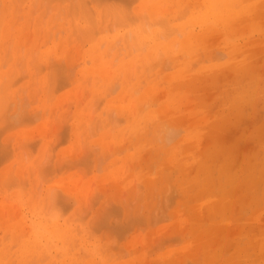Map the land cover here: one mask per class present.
<instances>
[{
	"label": "rangeland",
	"instance_id": "obj_1",
	"mask_svg": "<svg viewBox=\"0 0 264 264\" xmlns=\"http://www.w3.org/2000/svg\"><path fill=\"white\" fill-rule=\"evenodd\" d=\"M3 1V2H2ZM50 1V0H49ZM83 1V0H82ZM90 1H92V0H90ZM141 1V0H140ZM2 2V3H1ZM5 2H7L6 4H5ZM20 2V3H19ZM36 2V3H35ZM44 0H0V62H1V65H2V59L1 58H4L5 56L7 57V55L9 54V53H5V52H8V51H6L5 50V48H7V50H8V45H9V43H12L11 45H10V49H11V46H12V50L14 51V53L12 52V50L10 51L11 52V56H9V59H7L6 57H5V59H7L4 63H3V66H4V68L2 69V67H0L1 69H0V71H2L1 73H3V75L0 73V77L1 78H6V77H8L9 78V76L10 75H13V73H14V71L12 70V69H15V68H13L14 66H13V64H18L19 63V59H20V57H22L23 58V55H24V57H25V61L26 62H24L23 63V65L24 64H26L27 66H23V68L20 66V68L22 69V70H20L19 71V69L20 68H18V66H15L16 68H18L17 70L15 69V73H16V71L18 72L17 73V75H18V77H16V74H15V77L16 78H13V79H15L14 80V82L15 81H17V83L15 82V83H11L10 85L8 84V79H6V81H7V84H6V88H5V90L3 91L2 89L5 87V85L3 84H1V86L2 87H0V88H2L1 90H2V92L0 93V110H1V107L2 108H5L4 110H3V113L2 112H0V128H2V124H3V127H6V128H3V131H2V129H0V174L2 173V171L4 172L5 170L7 171V173H9L8 172V170H10L9 168H10V166L8 165V164H13V165H11V169L13 170V172H14V174H15V176H14V179L12 178L13 176H11L13 173L12 172H10L11 173V175L10 174H8V176H6V171L3 173V175H4V178H3V176L2 175H0V204H2V205H0V220H2V222L0 221V249L2 248V250L3 251H1L0 253H1V255H2V257H1V255H0V264H2L4 261H6V260H8L9 258L10 259H12V260H14V262L15 263H17V258H18V253H20V251H21V249H22V243H23V241H24V239H27L28 237H29V234H30V231H29V222L30 221H37L39 224H40V222L41 223H47L48 225V227L49 228H51V227H54L55 229H56V231H57V228L59 227V228H63V229H69V231H70V233H69V236L67 237V238H60V237H58V235L56 236V239L58 240H56V242H57V244H59L60 245V248H58L60 251H61V249H62V251H61V253H60V251L59 250H57V248H56V250L55 251H51V253L49 254V255H47V254H45V255H47L46 257L45 256H43L42 257V259L40 258V260L41 261H37L36 263H34V264H85V262H84V260L85 261H88V260H92L93 262H90L89 261V263H94L95 262V264H127V263H124L125 261H127L129 258H130V255H131V250L132 251H134V249H141L142 250V252H141V254H142V256H143V260H142V258L140 259V262H139V259L138 258H136L135 260H133V262L135 263V264H138L137 262H139V264H163V263H165L166 261V264H201V263H203V264H212V263H215V264H218V262H219V264H222L224 261H223V256H222V252H220L221 251V249H220V247L219 246H217V248H214V246H212V251L214 250V252H212L211 251V249H209L210 247H207V246H211V245H209V242L206 240L205 242H203V243H199V240L197 241L195 238L193 239V241H191V239H192V235H191V232H188L187 230H188V227H190L189 225L191 224V223H193L194 224V221H191V220H188V219H186L187 217H188V215H190V212H189V208H192V207H196V203H194V204H192L193 203V201H192V199H191V197L190 196H187L188 194L187 193H185V192H182L181 191V189H179L178 187H176L177 186V183H178V181H179V179L181 178V176H182V172L183 171H181L180 169H179V173H178V171H176L175 169H177V167L174 165V164H170V165H173V166H171L172 168H173V170H172V168L171 167H168L167 168V166L165 165V164H169L168 162H167V159H166V154H164L163 155V152L164 151H170L171 150V153H175V151H174V148H176L177 149V152L176 153H178L179 151H180V148L178 147V143H180V140L183 138V137H185V136H187V134H188V131H186L187 130V128H188V126H186V123L187 122H189L188 123V125H190L189 127V129H191V125H193V121H191V120H194V119H197V118H201V114L200 113H202V112H204V110H205V108H210V110L212 109L213 110V102H215L216 101V103H215V105H217L218 103L217 102H219V105H221L220 103H222V107H220V106H217V107H219V108H217V107H215V105H214V109L216 110V111H218L219 113H220V108H224L226 105H224L223 103H224V101H226V100H228V99H231L232 101L234 100V102H235V107L233 108V109H229L230 111L229 112H240L241 111V109H242V113L240 112V115H242V116H244V114H245V117L246 118H248L246 121H245V123H244V121H242L241 122V120H240V122L238 123V124H236L237 126V128H239L240 127V123H242L241 125L242 126H246V125H248V126H246V127H250V125L252 124V123H260V121L261 120H259V119H262V117L264 118V112H263V110L262 109H264V105H263V99H261V98H263V96H260V98L258 99L259 101H257V103H255L254 105H253V107H251L250 108V106L247 104V102L244 104L243 102L240 104L239 102H238V100H237V98H234L235 96H238L239 97V92L240 91H242L241 93H243V94H245V97L247 98V96L249 97L251 94H252V92H251V90L253 91V92H258V93H264V80L262 81V82H260L259 81V79H264V76H262L261 77V75L260 76H255L252 80H254L255 79V81H253L252 82V80H251V82H250V84H251V89H249L250 88V84H247L245 81H243L242 82V80H238V82L236 81V83L235 82H233L234 80L232 79V78H228L229 79V81L228 80H223V79H226V78H224L225 76L223 75L222 77H221V79H222V81H218V80H215L216 79V77L215 78H213V75L212 76H206V75H201V77H203V78H201V80L203 79L204 81L205 80H207V82L209 81L210 82V84L209 83H207V82H200L199 84H197V86H196V84L194 85V87H196V91H198V90H203L202 88L204 87V86H202V84H208L207 85V89H209V88H211L210 89V94L211 95H213V96H211L210 94H208L209 93V91H207V90H205V91H203V93H202V91H201V93H202V95H199L198 93L199 92H197V97L200 99H197L198 101H199V104H198V106L197 107H195V108H192L191 107V110H187L186 108H187V104L186 103H188L189 101H188V98L190 99V100H195V99H193L194 97H195V94H191V98L190 97H188L187 95V93L185 94V97H183V104H184V102H186V100H187V102L185 103L187 106H186V108H185V106L182 104V105H180V103H182V102H179V101H177L176 103H174V104H169L171 107H172V109H169V110H171V112L173 111V109H174V113H175V110L177 111V112H182L183 110V112H182V116L183 115H186L185 117H184V121H181V120H183L182 119V117H181V115H180V123L179 122H176L175 121V117H174V114H171V112L169 113V111L167 110L168 108H167V106L168 107H170L168 104L167 105H164V103H162L163 102V100L165 99V98H162V93H164V91H161V90H169L170 91V89L172 88V86H171V83H170V81L169 80H166L165 79V75H166V77L169 75V76H171V75H174L173 73H176V72H174V71H176L177 70V65L176 64H174L173 65V63L170 61L169 62V59L168 58H166V57H161V60H162V63H164V70L162 69L163 67V64H161L160 62H161V60H157L156 61V63H157V66H159L160 65V68L161 69H158V68H154V69H151V70H148V71H145V69L143 68V66L140 64V63H136L135 65H137V67L136 68H134L135 66H133V65H131V64H129L128 65V67H129V69H135V73L133 72L134 71V69H133V74H132V72H130V75L133 77L132 78V80L130 79V77L131 76H127L126 78V80H128L129 81V83H133V82H137L138 83V85L141 83V86H140V89H136L137 91H134L135 90V88H139L138 87V85H135L133 88H134V92H135V94H133V97H134V101L133 102H131L132 104L135 102L137 105H136V108H137V110L139 109V110H142V111H144V112H152L153 113V109L155 110V112H156V114H158V113H160L161 111V109H162V113H160V114H163V113H165V111H166V113H167V111H168V114H166V116H167V118L165 119V122H167V123H165V122H163L162 124L166 127H161L160 128V125H159V122H161V121H159L161 118H159V117H156L158 120H155V122L154 121H147V123L144 125V126H142L141 128H140V132L138 133V134H136V135H138V136H136L134 133L132 134V138H133V136H134V138H133V140H132V138H131V135L130 134H125L124 133V135L126 136V140L124 139V135H123V132H122V130H123V128L125 127V126H123V124L124 125H126V122H118L117 123V121H116V125H114L115 123H112V122H114V116H113V113L114 114H116V117L119 119V116L120 117H122V120H123V116L120 114V109L117 107L118 105H122V107H125V105H126V103L127 102H129V96H125V94H126V92L123 94L124 96V100H123V98H122V96L120 97L119 96V93L122 91V83H123V81H124V79H125V74H124V72H123V70H121L120 68H121V66L119 65V64H121V62H118L119 60H112L113 61V64L111 65L112 67V69H110V64L109 65H107V67L109 68V70H115L116 71V74L113 76V78H111V82L110 81H108L107 83H105L104 82V80H103V78L101 77V76H97L96 74H87V75H84V76H81L80 77V69L79 68H81V69H83L85 66H87V67H89V66H91L92 65V63H91V61H92V59H91V57H90V60L88 61V59H89V57H88V54H87V51H89L94 45H96L97 43H98V38H96V37H98V36H96V37H94L95 35H93L92 34V32H91V34L93 35V39L91 38V40H93V41H91L89 38L90 37H88L89 35L85 32V30H83V29H80V28H82L81 27V25L80 24H78V25H80L79 27L80 28H77L76 26H77V24L76 23H79V21H81L82 22V20L84 21V19H85V21H87L86 22V28H87V23L89 24V27H91L92 26V24H94L93 23V20L95 21V18H93L94 16H93V13L91 12V6H90V4L89 5H83L84 4V2H83V4H82V2L80 3L79 2V0H55V1H51L50 2V7H52V5H54V7L53 8H49V2L46 0V2H44ZM62 2H64V3H62ZM93 2V1H92ZM95 2V1H94ZM136 2L138 3V0L137 1H133L132 2V6L131 7H133V5H135L136 4ZM194 1L192 0L190 3H193ZM62 3V4H61ZM75 3H76V5H75ZM86 3H89L87 0H86ZM135 3V4H134ZM7 4H9V5H7ZM47 4V5H46ZM60 4H61V6L64 8V10L63 11H61L60 9V12H58V11H56V10H58L57 8L58 7H60ZM81 4H82V7H81ZM42 5V6H41ZM59 5V6H58ZM74 5H75V7H74ZM81 8V9H79V7ZM192 5V4H191ZM69 6V7H68ZM83 6H85V7H83ZM88 6H90V8L88 7ZM193 6V5H192ZM46 7H48L47 9H46ZM57 7V8H56ZM9 8V9H8ZM61 8V7H60ZM69 8H71V10L74 12V10H75V8L77 9V13L78 14H76V12H74L75 14H73V12L72 11H69L68 12V9ZM86 10H88V11H86ZM164 8V7H163ZM7 9V10H6ZM28 9V10H27ZM55 10L56 12H58L57 14H55L56 12L55 11H53V10ZM82 9H84V10H82ZM90 9V10H89ZM10 10V11H9ZM18 10V11H17ZM66 10V11H65ZM70 10V9H69ZM83 11L84 13H81V17H80V13H79V11ZM4 11H5V13H4ZM76 11V10H75ZM80 11V12H81ZM16 12H19V18L20 19H17V17L16 16H18V15H16ZM62 12V13H61ZM67 12L70 14V15H68L67 14ZM91 12V13H90ZM145 13H146V18L149 20V18H148V16L147 15H149V13L148 12H146V10L144 11ZM46 13V14H45ZM86 13V14H85ZM88 13H90V14H88ZM143 13V12H142ZM145 13H143L144 15H145ZM165 12H161V14L158 12L157 14H155V15H153L152 17L155 19L156 18V16H159V14H160V17H164V18H167V17H170L171 15H173V14H171L170 16L169 15H167L166 13V15L164 14ZM9 14V15H8ZM31 14H32V16H31ZM45 14V15H44ZM84 14H85V16L86 15H88V16H84ZM164 14V16H161V15H163ZM2 15V16H1ZM8 15V16H7ZM27 15V16H26ZM44 15V17H42ZM54 15H57V16H55L54 17ZM66 15H67V17H66ZM76 15V17L77 18H75L74 16ZM90 15V16H89ZM92 15V16H91ZM116 15V17H117V14H115ZM179 15V14H178ZM70 16V17H69ZM114 15H113V12L111 13V15H110V17H109V27L110 28H118V27H120V26H116L115 27V25H113V23L114 24H118V22L117 21H119L120 22V20L121 19H119V16L117 17L118 19H116V17H115V20L114 19H112V18H114L113 17ZM155 16V17H154ZM174 16V15H173ZM173 16L172 17H170V18H167V19H169V21H170V19H172L173 18ZM27 17V18H26ZM31 18V25H30V19L29 18ZM35 17H36V19H35ZM82 17L84 18V19H82ZM46 19L45 21L44 20H41V19ZM66 19V21H65V19ZM89 18H91V19H93L92 21L89 19ZM121 18V17H120ZM50 19L53 21V22H55V23H57L58 25H56L57 27H55V28H50V30H51V32H49L51 35H48V31H49V27H50V25L52 26V24H51V22H50ZM53 19H56L55 21L53 20ZM69 19V20H68ZM72 19V20H71ZM82 19V20H81ZM3 22H2V21ZM12 22H11V21ZM17 20V22L16 23H14L15 21ZM36 20V21H35ZM43 21V25H42V23H40L41 21ZM67 20L69 21V22H67ZM117 20V21H116ZM157 20V19H156ZM163 20H165V19H163ZM264 18L262 19H260V21H259V23L257 22L256 24H257V26H256V24L254 25V27L252 28L253 30H251V29H249L248 27V33L245 35L244 34V36L245 37H239L238 36V38H239V40H237L236 42H239V44H240V42L242 43V44H244L245 43V46L247 47V49L249 50V48H251L250 46L252 45V49H254L255 50V43H258V44H260V45H262L263 43H261V39L260 38H262L263 37V39H264V24L262 25V23H264ZM11 23H10V22ZM65 21V22H64ZM77 21V22H76ZM91 21V22H90ZM112 21H114V22H112ZM161 20H159V22H160ZM168 21V22H169ZM25 22H26V24H25ZM37 22L38 23H40L41 24V28H40V24L39 25H36L37 24ZM48 22V23H47ZM50 22V23H49ZM63 22L64 23H67V24H64L65 26V28H66V33H65V28H64V30L62 29V27H63ZM75 22V23H74ZM124 23V25H126L125 24V22L124 21H121L120 23L121 24H123ZM163 22V21H162ZM262 22V23H261ZM5 23V24H4ZM36 23V24H35ZM119 23V24H120ZM127 23V22H126ZM164 23V22H163ZM163 23H159L160 25H161V27L164 25ZM165 23H167V21L165 22ZM10 24V25H9ZM14 25L15 24V26H13L12 27V30L13 31H10V26L11 25ZM48 24H50V25H48L49 27H47V25ZM62 25V26H60V25ZM68 24H70V25H68ZM168 24V23H167ZM259 24V25H258ZM4 25V26H3ZM7 27H6V26ZM26 25V26H25ZM54 25V24H53ZM91 25V26H90ZM96 25V24H95ZM113 25V26H112ZM124 25L123 26H121V27H124ZM169 25V24H168ZM22 26L24 27V28H22ZM31 26V27H30ZM33 26V27H32ZM60 26V27H59ZM159 26V25H158ZM158 26H157V29H158ZM170 26V25H169ZM199 24L196 26V32L198 33L199 32ZM256 26V27H255ZM6 27V28H5ZM17 27V28H16ZM25 27H26V29H25ZM94 27V26H93ZM126 27H128V26H125V29H127ZM164 27H165V25H164ZM171 27V26H170ZM197 27H198V29H197ZM258 27H261L259 30L260 31H257L258 30ZM5 28V29H4ZM58 28H61V30L60 29H58ZM94 28H96V26L94 27ZM160 28V27H159ZM255 28V29H254ZM15 29V30H14ZM18 29H20V30H18ZM80 29V31H78ZM161 30L163 29V27L162 28H160ZM168 26H167V28L163 31V33L164 32H168ZM257 29V30H256ZM4 30V31H3ZM7 30V31H6ZM28 30H30L31 31V33H27V32H30V31H28ZM83 32H82V31ZM169 30H170V28H169ZM17 31H19V32H17ZM53 31V32H52ZM57 31V32H56ZM60 33H59V32ZM63 31V32H62ZM95 31V30H94ZM257 32V33H255V32ZM6 34H5V33ZM13 32V33H12ZM22 32V33H21ZM56 32V35H54V33ZM84 32H85V34H84ZM250 32V33H249ZM254 32V33H253ZM260 33V35H259V33ZM10 33H12L14 36H11L10 35ZM24 33V34H23ZM35 33V34H34ZM81 33H83L82 34V37H80L81 36ZM94 33V32H93ZM165 33V34H166ZM251 33H252V35H251ZM8 34V35H7ZM25 34H30V37L28 36H25ZM60 34H63L64 36H60ZM90 34V35H91ZM215 34H216V32H215ZM263 36H262V35ZM6 35V36H5ZM17 35V36H16ZM220 35V34H219ZM222 35H223V32H222V34L220 35V38H219V36L216 38V40H214L215 38H213V40H214V42L212 41V39H211V41L213 42H210V41H204V43H203V48L205 49L206 48V50H204L203 48H201V47H199V44L198 43H193V45H195L196 46V48L197 47H199V48H201L202 50H200L199 48H197V50L200 52L201 51V53L203 54V57L205 56L206 57V55H207V53L209 52V54H212L213 53V51H211V48L212 49H214V48H216V49H214V50H216V51H214V53H216L215 54V56H214V53H213V55L212 56H207L208 57V60L205 58L204 60H205V63H204V61H202L203 60V58H201L202 57V55H201V53H200V55L199 54H195V59L194 58H191V57H189L190 56V54L188 53V52H186V55L188 56V58L186 57V55L184 54V56L186 57V58H184L183 59V61H187L188 63H190V64H192L191 63V61H196V66L194 65V62H193V64L192 65H189V66H186V69L183 71V75L185 76V74H195V73H198L199 72V69L200 68H203L204 66H208V67H214V70H215V68H218V65H220V64H222V61L223 60H226V61H228V60H231L232 59V57L231 58H229L230 57V55L229 54H226L227 53V46H226V42L228 41L227 40V38H226V40H223V37H222ZM232 35H234V33L232 34ZM239 35V34H238ZM255 35V36H254ZM9 36H11L10 38H9ZM24 36V37H23ZM49 36V37H48ZM57 36V37H56ZM86 36V37H85ZM170 36H172V35H170ZM260 36H262V37H260ZM2 37V38H1ZM5 37V38H4ZM22 37V38H21ZM49 38V40H48V38ZM55 37V38H54ZM222 37V38H221ZM236 37H237V35H236ZM256 37H257V39H256ZM29 39V41L27 40V39ZM59 40H58V39ZM64 38V39H63ZM79 38V39H78ZM84 38V39H83ZM219 38V39H218ZM243 40H242V39ZM248 38V39H247ZM10 41H12V42H9L8 40ZM17 39V40H16ZM68 39H70L69 41H68ZM90 40V42L88 41H86V40ZM218 39V40H217ZM222 39V40H221ZM225 39V38H224ZM247 39V40H246ZM22 41V45L24 46V47H21L20 46V44H21V41ZM25 40H27V43H23V42H25ZM36 40V41H35ZM46 40H48V41H46ZM229 40H231V39H229ZM245 40V41H244ZM257 40V41H256ZM15 41H18L17 43L15 42ZM64 41V42H63ZM84 41V42H83ZM218 43H217V42ZM221 41V42H220ZM243 41H244V43H243ZM251 41V43H249V42ZM253 41V42H252ZM260 41V42H259ZM2 42V43H1ZM32 42H34V43H32ZM51 42V43H50ZM53 42H55L54 44H53ZM62 42V43H61ZM67 42V43H66ZM96 42V43H95ZM133 42L134 41H132L131 43L133 44ZM209 42V43H208ZM222 42H223V44H222ZM225 42V43H224ZM8 45H7V44ZM29 43V44H28ZM36 43H37V45L39 46H37L36 45ZM64 43V44H63ZM131 43H130V46H133V45H131ZM136 43V44H135ZM134 43V47L136 48V45H137V42H135ZM210 44L209 46H208V48L210 49V51L212 52V53H210V51H209V49L207 48V45L208 44ZM212 43V44H211ZM217 43V44H216ZM221 43V44H220ZM247 43V44H246ZM1 44H3V45H5V46H3V45H1ZM17 44V45H16ZM27 44V45H26ZM32 44V45H31ZM49 46H48V45ZM220 44V45H219ZM251 44V45H250ZM255 44V45H254ZM7 45V46H6ZM19 45V46H18ZM63 45V48L61 47V46ZM68 47H67V46ZM73 45H74V47L76 46L78 49L76 50V52H74L75 51V49H76V47L74 48L73 47ZM193 45H192V47H193ZM202 45V44H201ZM214 47H213V46ZM250 45V46H249ZM254 45V46H253ZM34 46V47H33ZM51 46H52V48H51ZM70 46H72L73 47V49H71L70 48ZM138 46V45H137ZM212 46V47H211ZM257 46V48H258V46L259 45H256ZM3 47H5V48H3ZM19 47V48H18ZM20 47H21V49H20ZM46 47V48H45ZM57 47H59V48H57ZM133 47V48H134ZM139 47V46H138ZM211 47V48H210ZM225 47V48H224ZM244 47V46H243ZM17 48V49H16ZM33 48H35V53L37 54H35L36 56H40V57H37L38 59L36 60V58L32 55V52H33ZM51 48V49H50ZM65 49V50H70L69 52H68V54H66V53H61L62 52V49ZM67 48V49H66ZM134 48V51L132 52V54H134V52H135V54L137 53V50ZM217 48H218V50H217ZM224 48V49H223ZM256 48V49H257ZM2 49V50H1ZM9 49V50H10ZM16 49V50H15ZM22 49H24V51H23V55H20V53L22 52ZM27 49V50H26ZM31 51V54H30V51ZM192 49V48H191ZM193 49H194V47H193ZM26 50V51H25ZM45 50H46V52H45ZM58 50H59V53H58ZM73 50V52H71ZM79 50V51H78ZM116 50H118V49H114L113 51H111V52H114V51H116ZM196 49H194V50H189V52H193L194 53V51H195ZM196 50V51H197ZM21 51V52H20ZM51 52L53 55L51 56V53H49V52ZM55 51H57V52H55ZM204 51H206V53H204ZM246 51V50H245ZM244 50H243V53L245 52ZM28 52V53H27ZM42 52V53H41ZM44 52V53H43ZM53 52H55V53H53ZM223 53V55H219V54H222ZM3 53V54H2ZM13 53V54H12ZM25 53H27L26 54V56H25ZM34 53V52H33ZM77 53V54H76ZM78 53H79V55H78ZM83 53H84V55H83ZM183 53H185V52H183ZM243 53H242V55H238V56H236L237 58H239L240 60L243 58ZM18 54H19V56H18ZM22 54V53H21ZM28 54L30 55V56H28ZM76 54V55H75ZM208 54V55H209ZM225 54V55H224ZM3 55H5V56H3ZM15 55V56H14ZM32 55V56H31ZM49 55V56H48ZM58 55H59V57H58ZM112 55V54H111ZM198 55V56H197ZM2 56V57H1ZM42 56H44V57H42ZM56 56V57H55ZM63 56V57H62ZM75 56V58H73ZM84 56V57H83ZM86 56V57H85ZM120 57L122 56V54H120L119 55ZM131 56V55H130ZM130 56H128V57H126V59H130ZM199 56H200V58H199ZM217 57L216 58V60H211L210 61V59H213V58H211V57ZM229 56V57H228ZM10 57H11V60H10ZM32 57V60H33V57H34V59L36 60V62H33L34 64H35V67H36V70L39 72V74H37L36 72L37 71H35V74H37V75H35L34 74V69H33V67H34V65H33V63H31V65L32 66H30L29 67V65L30 64H28V63H30V62H32V60L31 61H29L28 62V60H30V58ZM48 57H50L52 60H56V65L58 64V61L59 60H61L60 62L61 63H63V65L66 67V69L69 67L70 69H68V70H70V71H68V70H66L65 68H64V70L63 71H68V72H66V73H68V74H70V72H71V74H70V76H68V74H67V76H68V78H67V76H66V74H65V72H64V74H65V76H66V79H67V81H69V82H67L65 79H64V77L62 76V74H61V76L63 77V79L66 81V83L65 84H67V83H69V84H67L66 86L64 85L63 86V88H62V85H61V87L60 88H56V86H55V84H54V86L53 85H51V83H53L52 81H54L53 80V75H55V74H53V73H56V72H53V71H55L56 69H58L57 67L54 69V67L56 66H54V65H52V66H54V67H51L50 68V63H48V59L50 60V58H48ZM53 57V58H52ZM61 57L63 58V59H61ZM69 57V58H68ZM240 57H242V58H240ZM41 58H43V59H41ZM87 59V63L85 64V62H84V59ZM164 58H166V59H168L167 60V62H169V64L166 62V61H164L163 59ZM214 58V59H215ZM5 59H3V60H5ZM12 59H14V62L12 63ZM45 59H47L46 61H45ZM57 59H59V60H57ZM65 59V60H64ZM66 59H68V61L66 60ZM187 59V60H186ZM198 59H201L200 60V62H198ZM52 60L51 61H49V62H51L52 63ZM240 60H238V61H240ZM66 61V62H65ZM164 61V62H163ZM210 61V63H208V65L206 64L207 62H209ZM218 61V63L215 65V63ZM220 61V62H219ZM8 62H10V63H8ZM21 62V61H20ZM165 62H166V64H165ZM199 64H198V63ZM224 62V61H223ZM8 63V64H7ZM12 63V64H11ZM148 63H150V65H153L151 62H148ZM171 63V64H170ZM201 63V64H200ZM204 63V64H203ZM6 64V65H5ZM11 64V65H10ZM44 64V65H43ZM159 64V65H158ZM204 65L203 67H200L199 65ZM0 65V66H1ZM8 65V66H7ZM19 65H21V63L19 64ZM37 65V66H36ZM48 65V66H47ZM62 65V66H63ZM69 65V66H68ZM72 65H73V69H72ZM80 65V66H79ZM194 65V66H193ZM45 66H47V67H45ZM60 67H61V64L59 65ZM131 66H133L132 68H130ZM139 66V67H138ZM156 66V67H157ZM191 66H193V68H190ZM199 66V68H198V72L196 71L197 70V68L196 67H198ZM11 69H10V68ZM119 69H118V68ZM172 67V68H171ZM187 67H189L190 68V73H189V71L188 72H186V70H189V68H187ZM195 67V68H194ZM54 69L53 71L51 70V69ZM61 68H63V67H61ZM138 68V70H136ZM29 69V70H28ZM33 69V70H32ZM71 69H72V71H71ZM79 70V71H77V70ZM175 69V70H174ZM62 70V69H61ZM121 72H120V71ZM170 70V71H169ZM12 71H13V73H12ZM30 71H31V73H30ZM59 71V70H58ZM57 71V72H58ZM62 71V72H63ZM130 71V70H129ZM129 71H128V74H129ZM194 71V72H193ZM7 72V73H6ZM11 72V73H10ZM33 72V73H32ZM60 72V71H59ZM119 72H120V76H119ZM166 72H170V73H166ZM173 72V73H172ZM214 72V71H213ZM9 73V74H8ZM40 73H41V75H40ZM166 73V74H165ZM8 76H7V75ZM50 74L52 75V77L50 76ZM58 74V73H57ZM60 74V73H59ZM148 74V75H147ZM168 74V75H167ZM171 74V75H170ZM191 74V75H192ZM76 75H78V76H76ZM91 77H90V76ZM189 75H186V76H188V77H186V80L187 79H189ZM196 75V74H195ZM194 75V76H195ZM3 76H5V77H3ZM26 76V77H25ZM56 76V75H55ZM59 76V75H58ZM89 78H88V77ZM25 77V78H24ZM80 77V78H79ZM89 79H87V78ZM137 77V78H136ZM138 77H139V79H138ZM158 77V78H157ZM163 77V78H162ZM200 77V76H199ZM206 77H208V78H206ZM211 77V78H210ZM232 77V76H231ZM257 77V78H256ZM36 78V81H38V82H35L34 83V79ZM57 78V80H58V83H59V79L61 80V78H59V77H56ZM59 78V79H58ZM85 78V79H84ZM91 78V79H90ZM96 78V79H95ZM102 78V79H101ZM210 78V79H209ZM2 79V80H3ZM37 79H39V80H37ZM41 79V80H40ZM86 79H87V81H90V84L89 85H87L86 83ZM138 79V80H137ZM214 79V80H213ZM217 79H220V77H218ZM220 79V80H221ZM230 79H232V81L231 82H233V85H234V87H233V85L232 86H230L229 85V83H230ZM56 80V79H55ZM56 80V81H57ZM82 80H84V81H82ZM94 80H95V82H94ZM97 80V81H96ZM102 80H103V82H102ZM123 80V81H122ZM150 80H151V82H150ZM161 80H162V82H161ZM163 80H164V82H163ZM185 80V81H186ZM195 80V79H194ZM0 81H1V79H0ZM42 81V82H41ZM56 81H54V82H56ZM61 81H63V80H61ZM81 81V82H80ZM112 81H116V83H117V85H113L114 83L112 82ZM127 81V82H128ZM216 81V82H215ZM218 81V82H217ZM223 81H227L228 82V85H229V87H228V85H226V86H223V84H227V82L225 83V82H223ZM30 82V83H29ZM44 82H46V84L44 83ZM80 82V83H79ZM101 84H100V83ZM150 82V83H149ZM158 82H161V83H163V84H159ZM192 82H194L195 83V81H193L192 80ZM213 82H215L214 84H213ZM255 82V83H254ZM260 82V83H259ZM3 83H5L4 82V80H3ZM38 83V84H37ZM42 83V84H41ZM89 83V82H88ZM96 83V84H95ZM102 83H104V87H102ZM218 83H219V85H222V86H219L218 85ZM243 84L242 85V87H239L238 85H237V87H239L238 89H236L237 87L235 86L236 84ZM246 85H248L247 86V88L244 86L245 84ZM28 84V85H27ZM39 84H40V86H39ZM43 84H45V85H43ZM64 84V83H63ZM110 84V85H109ZM155 84H159V85H161V86H159V85H155ZM254 84H256V85H254ZM263 84V85H262ZM35 85H36V91H35ZM59 85V84H58ZM97 85V86H96ZM100 85V86H99ZM111 85H113L111 88H113V89H111V90H114V91H111V90H109L110 89V86ZM152 85V87H153V89H155V90H151V87H149V86H151ZM199 85V86H198ZM211 85V86H210ZM215 85V86H214ZM261 85V86H260ZM4 86V87H3ZM21 86H23L24 88H25V91H24V89H22L23 90V92L22 91H18L17 92V90L19 89V87H21ZM26 86V87H25ZM30 88H29V87ZM45 86V87H44ZM48 86H49V88H48ZM84 86V87H83ZM160 87V89H158L159 87ZM202 86V87H201ZM216 86H218V87H216ZM243 86H244V88H243ZM253 86H255V88L253 87ZM51 87H52V90H51ZM53 87H55L56 89H54ZM116 87V88H115ZM155 87V88H154ZM158 87V88H157ZM163 87H165V88H163ZM168 87V88H167ZM220 87V88H219ZM224 87V88H223ZM225 87H226V89H225ZM236 87V88H235ZM253 87V88H252ZM257 87V88H256ZM107 88V89H106ZM145 88H147V89H145ZM148 88L150 89V90H148ZM163 88V89H162ZM200 88V89H199ZM206 87H204V89H205ZM220 90H219V89ZM221 88H223V89H221ZM230 88H232V90H228V89ZM233 88H234V90H233ZM260 88H262V89H260ZM85 89V90H84ZM102 89V90H101ZM146 91H145V90ZM184 88H181V91L183 90ZM198 89V90H197ZM217 89V91L219 92H217V91H213V90H216ZM224 89L226 90V91H224ZM243 89V90H242ZM248 89V90H247ZM254 89H255V91H254ZM15 90H16V92H15ZM105 90H107V92H109L108 93V95H106L107 93H106V91ZM109 90V91H108ZM144 90V91H143ZM223 91L224 93H222L221 95H230L229 93H228V91L231 93L232 92V94L230 95V96H227L226 98H224V99H220V100H224V101H217L218 100V98L220 97L219 96V94L221 93L220 91ZM228 90V91H227ZM259 90V91H258ZM103 91V92H102ZM148 91V93H146L145 95H144V93L145 92H147ZM151 91H155V93H153L154 94V96H153V94H152V92ZM158 91V95H155L156 94V92ZM159 91H161V92H159ZM192 91V90H191ZM207 91V94H208V96H207V94L206 93H204V92H206ZM212 91V92H211ZM245 91H246V93H245ZM14 92L16 93V94H14ZM68 92V93H67ZM94 92H95V97H94ZM133 92V93H134ZM141 92H143V96H147V98H148V100H150V101H148L147 100V98H145L144 99V101L146 102H144V101H139L140 100V97H138V96H141ZM213 92H217V93H215L216 94V96L217 97H215V94L213 93ZM227 92V93H226ZM235 92V93H234ZM248 92H251V93H248ZM23 93V94H22ZM106 93V94H105ZM122 93V92H121ZM141 93V94H140ZM237 93V94H236ZM19 94V95H18ZM161 94V98H160V95ZM205 94V95H204ZM234 94V95H233ZM14 95H18L17 96V98H13V96ZM50 95V96H49ZM104 96V98H102L103 96ZM120 95H122V94H120ZM136 95V96H135ZM151 97H150V96ZM210 95V96H209ZM11 96V97H10ZM22 96H23V98H22ZM24 96H25V98H24ZM49 96V97H48ZM96 96H98L97 98H96ZM142 96V97H143ZM158 98H157V97ZM187 96V97H186ZM205 96L207 97V98H205ZM219 96V97H218ZM15 97V96H14ZM103 99V100H101V98ZM105 97H106V99L108 100H106L105 99ZM114 97H116V98H114ZM119 97V98H118ZM136 97H138V98H136ZM155 97V98H154ZM210 98V100H209V98ZM222 97V96H221ZM18 98H22L21 99V102H19V103H22V102H24V104L25 105H27L26 107H27V109L24 107V106H20V105H22V104H19V103H16L15 102V100H17ZM46 98H51V99H47L48 101L46 102ZM109 98H111V99H113L114 98V100L112 101V102H110L109 101ZM122 98V99H121ZM126 98V99H125ZM153 98V99H152ZM186 98V99H185ZM202 98V99H201ZM213 98V99H212ZM215 98V99H214ZM13 99H14V102H13ZM98 99H100V100H98ZM121 99V100H120ZM159 99V100H158ZM206 99L208 100V101H206ZM217 99V100H216ZM19 101H20V99H18ZM66 100V101H65ZM96 100V101H95ZM105 100V101H104ZM120 102H119V101ZM123 100V101H122ZM128 100V101H127ZM148 102H147V101ZM156 100V105L154 104V103H152L153 101H155ZM166 100V99H165ZM185 100V101H184ZM213 100V101H212ZM35 101V102H34ZM69 103H68V102ZM100 101V102H99ZM126 101V102H125ZM138 101V102H137ZM211 101V102H210ZM237 101V102H236ZM8 102H10V103H8ZM143 102H144V104H143ZM158 102V103H157ZM179 102V103H178ZM192 102V101H191ZM245 102V101H244ZM255 102V101H254ZM258 102H260V104H258ZM27 103V104H26ZM41 103V104H40ZM47 103V104H46ZM55 103H56V105H55ZM58 103V104H57ZM96 103V104H95ZM105 103H107V105L105 104ZM113 104V107H112V105L111 104ZM116 103V104H115ZM121 103V104H120ZM131 103H130V108H131V110H134L132 107L133 106H135V104H133L132 106H131ZM141 104V106H139L140 104ZM152 103V104H151ZM201 103H202V105L204 104V108L203 107H201V106H199V105H201ZM239 103V104H238ZM8 104H10L9 105V107L7 106ZM17 104H18V106H20V107H23V109L25 108L26 109V111L25 112H27V111H29L28 112V115H32L33 114V116H34V113H36V112H38L39 111V113H36L37 114V116H39L38 118H36V115L34 116L35 118L34 119H32L33 117L32 116H27V114L24 112V110L22 111V112H24L25 113V115H23V113L21 112V113H19L20 112V110L18 111L17 109V111H18V114L20 115V117H21V114L23 115V117L24 118H22L21 119V121H23V119H24V124H23V122L21 123L20 121H16L17 119V117H13V115L11 116L10 114L12 113H14V112H16L15 111V108H17ZM54 104V105H53ZM64 104H65V106H64ZM146 104L148 105V104H150V105H148L147 107H146ZM154 104V105H153ZM179 104V105H178ZM188 104H190L191 106H193L194 104L192 103H188ZM257 104V105H256ZM12 105V106H11ZM51 105H53V108H52V106ZM110 105V106H109ZM114 105H117L116 107L114 106ZM143 105V106H142ZM159 105H161V106H159ZM176 105V106H175ZM178 105V106H177ZM207 105H208V107H207ZM242 105H243V107H242ZM47 108H46V107ZM57 106V107H56ZM99 106V107H98ZM144 106H145V108H144ZM164 106H166V108L164 107ZM180 106V107H179ZM241 106V107H240ZM247 106H248V108H247ZM255 106V107H254ZM256 106H258V107H256ZM261 106H263V107H261ZM92 107H94V109H92ZM98 107V108H97ZM150 107V108H149ZM157 107H160V109H159V111H158V109L156 110V108ZM165 108V110H163V108ZM170 107V108H171ZM176 107V108H175ZM178 107V108H177ZM183 107V108H182ZM189 107V106H188ZM8 108H9V110H8ZM45 108V109H44ZM97 108V109H96ZM182 108V110H180ZM227 107H225L224 109H226ZM254 108H257V109H255L256 111H257V114H256V111H254ZM261 108V109H260ZM18 109H21V108H18ZM47 109V110H46ZM50 109H51V111H50ZM92 109V110H91ZM96 109V110H95ZM110 109V110H109ZM151 111H150V110ZM202 109V110H201ZM236 109V110H235ZM245 109V110H244ZM33 110V111H32ZM38 110V111H37ZM44 110H46V113H45V111ZM79 110V111H78ZM93 110H95L94 112H93ZM115 110V111H114ZM119 110V111H118ZM180 110V111H179ZM197 110H199V111H202V112H198V113H194V111H197ZM211 110V111H212ZM215 110H213V111H215ZM249 110V111H248ZM250 110H251V112H250ZM70 111V112H69ZM83 111V112H82ZM135 111V110H134ZM164 111V112H163ZM5 112V113H4ZM33 112V113H32ZM44 114H43V113ZM49 112V113H48ZM76 112H79L80 114L82 113H84V115L86 116V118L84 119V120H79L77 117H76ZM88 114H87V113ZM227 112H228V108H227ZM238 112V113H239ZM246 112V113H245ZM249 112V113H248ZM253 112V113H252ZM259 112V113H258ZM32 113V114H31ZM61 113H63V114H61ZM79 113H77V116L78 115H80ZM248 113V114H247ZM1 114H3V115H1ZM170 114L172 115L171 117H170ZM192 114V115H191ZM203 114V113H202ZM247 114V115H246ZM251 114H253V115H251ZM255 114V115H254ZM259 114H261L260 115V117H259ZM19 115H18V117H19ZM68 116V118H67V116ZM84 115H80V117H83ZM190 115V116H189ZM194 115H196V117L194 118ZM200 115V117H198ZM5 116L7 117V116H10L11 118V120L10 119H8L7 118V120H6V118H5ZM74 116V117H73ZM84 116V117H85ZM111 116H113V117H111ZM187 116H189V118L192 116L193 117V119L192 118H188L187 119ZM27 117H28V120L26 121L25 119H27ZM32 117V118H31ZM169 117V118H168ZM251 117H252V119H251ZM255 117V118H254ZM3 118H4V120H3ZM15 118V119H14ZM173 118H174V120H173ZM253 118H254V121H253ZM35 119H37L36 121H35ZM43 119L45 120V121H43ZM55 119V120H54ZM97 120H98V122H97ZM164 120V119H163ZM248 120L250 121V122H248ZM259 120V121H258ZM3 121H5V122H3ZM14 121H16V123L14 122ZM157 121H159V122H157ZM174 121V122H176V124H174V122L172 123V122ZM253 121V122H252ZM3 122V123H2ZM7 122V123H6ZM18 122H20V123H18ZM44 122H47V123H44ZM76 122V123H75ZM87 122V123H86ZM91 122H93V126L91 127ZM99 123L100 122V124H97V123ZM153 124H152V123ZM182 122V123H181ZM183 122L185 123V126H184V124H183ZM190 122H192V123H190ZM247 122H248V124H247ZM252 122V123H251ZM10 123H12V124H10ZM18 123V124H17ZM30 123V124H29ZM83 123V124H82ZM84 123L85 124H87V125H84ZM177 123H179L180 125H178ZM251 123V124H250ZM6 124H10V125H6ZM20 124V125H19ZM22 124V125H21ZM28 124V125H27ZM58 124V125H57ZM68 125V128H66V132H65V128L64 127H66L67 125ZM105 124V125H104ZM113 124V125H112ZM149 124V125H148ZM166 124V125H165ZM183 124V125H182ZM6 125V126H5ZM45 125V126H44ZM63 125V126H62ZM73 125V126H72ZM98 125H99V127H98ZM149 127H148V126ZM155 125V126H154ZM159 125V126H158ZM9 126V127H8ZM11 126H14V127H11ZM40 126H42L41 128H40ZM58 126H60V128L58 127ZM114 126V127H113ZM44 127V128H43ZM182 127V128H181ZM8 128H10V129H8ZM42 129L43 128V132L45 133V135L44 134H42V132H41V130L40 129ZM55 128V129H54ZM93 130H92V129ZM97 128V129H96ZM113 128V129H112ZM115 128V129H114ZM144 128V129H143ZM164 128H165V131H163L164 132V134L165 133H167V131H168V133L166 134L168 137L166 138V135H164L165 136V140H164V138H162L163 137V132L162 131H160V133H158L159 131H158V129H163L164 130ZM168 128L169 129H171V131L170 130H168ZM63 129V130H62ZM68 129V130H67ZM90 129H91V131H93V132H91L90 131ZM148 129V130H147ZM40 130V131H39ZM61 131L62 130V132L64 131V133L65 134H63V133H60V132H58V131ZM73 130V131H72ZM111 130V134L110 133H108L109 131ZM117 130V131H116ZM120 130V131H119ZM137 130V129H136ZM143 130H145V131H143ZM156 130V131H155ZM181 130V131H180ZM23 131H25V132H23ZM33 131V132H32ZM107 133H106V132ZM170 131V132H169ZM21 132V133H20ZM29 132V133H28ZM105 132V133H104ZM117 132L119 133V132H121V133H119V135L117 134ZM147 132V133H146ZM149 132V133H148ZM155 132H156V134H155ZM13 133H16V134H13ZM27 133V134H26ZM32 133V134H31ZM60 135H59V134ZM90 133H91V135H90ZM171 133H173V135L171 134ZM186 133V134H185ZM20 134V135H19ZM61 134H63V135H61ZM105 134V136H104V138L101 136V135H104ZM107 134V135H106ZM159 134V135H158ZM23 135V136H22ZM42 135H44V136H42ZM116 135H118L119 137H121L120 135H123V139L125 140H123L122 138H117V136ZM170 135H172L173 137H170ZM189 135V134H188ZM6 136H10L9 138H12L11 140L8 138V137H6ZM12 136V137H11ZM21 136V137H20ZM59 136V137H58ZM109 136V137H108ZM146 136V137H145ZM159 136V138H160V140H158V141H160L159 143H157V137ZM183 136V137H182ZM5 137V139H3ZM17 137V138H16ZM23 137V139L21 140V143H20V145H24V146H22L21 148H19L18 149V146L17 145H19V139L20 138H22ZM42 137V138H41ZM58 137V138H57ZM62 137V138H61ZM170 137V138H169ZM15 138V139H14ZM39 138H41L40 139V141L38 140ZM61 138V139H60ZM107 138H109V140H111V142L109 141V140H107ZM114 138V139H113ZM128 138H130V139H128ZM158 138V139H159ZM161 138H162V140H161ZM170 140H169V139ZM18 139V140H17ZM38 141H37V140ZM107 140V144H106V141L105 140ZM117 139H119V140H117ZM146 139V140H145ZM152 139V140H151ZM5 140L7 141V142H9V143H12V145L11 144H9V143H6V148H9V145H10V148L8 149V150H6V151H9L8 153V155H9V157H12V158H6V160L4 161V157H5V155L6 156H8L7 154H5L4 155V157H2L3 155H2V151H3V148L2 147H4V145H5ZM10 140V141H9ZM33 140H35L36 142H41L42 140H44V141H42L41 142V144L39 143V145L41 146H39V145H37L38 143H36L35 141H33ZM60 140V141H59ZM63 140V141H62ZM65 140V141H64ZM93 140V141H92ZM114 140H116L117 141V143H118V141L120 142V141H123V142H120V143H122L120 146H121V148H120V146H118L117 147V143L116 144H114L113 143V141ZM128 140V141H127ZM130 140V141H129ZM28 141V142H27ZM30 141V142H29ZM32 141H33V143H32ZM49 142V146L48 145H46V142ZM77 141V142H76ZM109 141V142H108ZM133 141V142H132ZM15 142H16V144H15ZM24 142V143H23ZM47 142V143H48ZM57 142V143H56ZM132 142V143H131ZM145 142V143H144ZM61 143V144H60ZM103 143V145H101ZM106 145H105V144ZM119 143V144H120ZM136 143V144H135ZM153 143V144H152ZM164 143V144H163ZM9 144V145H8ZM28 144V145H27ZM30 144H32V146L34 147V145H36L34 148H36L35 150H34V148H32V146L30 145ZM34 144V145H33ZM84 144V145H83ZM85 144H87V145H85ZM139 144V145H138ZM145 144V145H144ZM14 145H15V148H14ZM19 145V146H20ZM29 145H30V147H29ZM67 145V146H66ZM115 145H116V147H115ZM124 145V146H123ZM152 145V146H151ZM154 145V146H153ZM174 145V146H173ZM177 145V146H176ZM8 146V147H7ZM28 146V147H27ZM46 146H48V147H53L52 149H53V151H52V149H50L49 151H45V149L46 148H48V147H46ZM69 146V147H68ZM4 147V148H5ZM25 147V148H24ZM30 148V149H27V148ZM44 147V148H43ZM50 147V148H51ZM67 147V148H66ZM172 147V148H171ZM140 148H146L145 149V151L143 152V154L144 155H146V151L148 150V153H147V155L144 157V155L141 153V152H138V151H140ZM155 148L158 150V149H160V151L159 152H157L160 156V158L157 156L158 154L156 153V151H154L155 150ZM168 150H167V149ZM11 149L13 150V152L14 153H12L11 152ZM14 149H15V151H17V152H15L14 151ZM20 149H21V151H20ZM26 149V150H25ZM32 149V150H31ZM39 149L41 150V151H39ZM42 149H43V151H42ZM117 149H120V150H117ZM123 149V150H122ZM151 149H153V150H151ZM170 149V150H169ZM178 149H179V151H178ZM25 153H27L26 154V156L28 157V158H26V156L24 155V152ZM91 150V151H90ZM94 150V151H93ZM18 151H20L21 153H23L22 155H21V153H19ZM28 151V152H27ZM55 151V152H54ZM75 151V152H74ZM90 151V152H89ZM163 151V152H162ZM42 152L44 153V154H42ZM54 152V153H53ZM64 153V154H62V153ZM73 152V153H72ZM89 152V153H88ZM137 153L138 152V157L140 156V154L142 155V156H140L139 157V159L138 158H136L135 159V161H133V159H134V157H130L132 154L131 153ZM146 152V153H145ZM151 152V153H150ZM3 153H5L4 151H3ZM10 153H12V155L10 154ZM59 153H61L63 156H61V154H59V157H58V154ZM92 153V154H91ZM236 153H237V151H235L234 152V155H236ZM19 154V157H17V155ZM50 156H49V155ZM53 154V156H51ZM90 154V155H89ZM100 154V155H99ZM129 154H131L130 156H129ZM11 155V156H10ZM16 155V156H15ZM41 155V156H40ZM99 155V156H98ZM128 155V156H127ZM150 155V156H149ZM152 155H153V157H152ZM154 155H156L155 157H154ZM181 155V153L178 155V156H180ZM16 157V159H14L15 157ZM23 156H25V158L24 159H22L23 158ZM88 156H90V157H88ZM97 156V157H96ZM126 156L128 157V159L126 158ZM162 156V157H161ZM237 156V155H236ZM22 157V158H21ZM38 157V160L36 161V163H35V159ZM46 157H48V159L46 158ZM50 157H51V159H50ZM53 157V158H52ZM61 159L62 161H60L59 159ZM88 157V158H87ZM142 157H144L142 160L143 161H141V158ZM152 157V158H151ZM158 157V158H157ZM164 157V158H163ZM20 160H24V161H22V163H23V167L22 166H19L18 165V160L19 159ZM46 158V159H45ZM124 158V159H123ZM126 158V159H125ZM147 158V159H146ZM151 158V159H150ZM158 159V161H155V160H157ZM10 159H11V161H10ZM26 159H28V160H26ZM43 159H45L46 161L45 162H43L44 160ZM58 159V160H57ZM63 159H65V160H67L68 162H66L65 160L63 161ZM99 159V160H98ZM115 159V160H114ZM1 160H2V162H1ZM26 160V161H25ZM51 160H53V162L51 161ZM56 160V161H55ZM89 160H91V161H89ZM116 160H117V162H116ZM124 160H126L125 162H124ZM150 160L151 161H153L154 160V162H153V164H151L150 163ZM47 161H50L51 163L49 164ZM71 163H70V162ZM86 161H89V162H86ZM113 161H115V163H117V165L116 166H114L115 165V163L113 164ZM121 161H123V163L121 162ZM133 161V162H132ZM165 161V162H164ZM28 162H30V164L28 163ZM67 164H66V163ZM82 162H83V164H82ZM99 162V163H98ZM134 162H137L136 164L134 163ZM16 163V164H15ZM24 163H26V164H24ZM41 163V164H40ZM44 163H45V165L46 166H48V165H51V164H53V166H51L52 168H50V166H48V170H47V168L45 169L44 168V170L41 168L42 166L41 165H44ZM47 163V164H46ZM64 163V164H63ZM89 163V164H88ZM110 163V164H109ZM142 163H145L144 164V166L142 167ZM160 163V164H159ZM189 163V162H188ZM190 163H191V161H190ZM189 163V164H190ZM40 164V165H39ZM60 164H61V167H60ZM72 164V165H71ZM99 164V165H98ZM119 164V165H118ZM122 164H123V167H122V169L120 170V172H119V174H120V176H118V180H117V183L119 182L120 184H117V185H113L112 184V182L111 183H109L110 182V180L109 181H105V177L103 176L104 174H105V176L106 175H108V172H110V170H111V168L113 169V170H115L116 168H119V166L121 165L122 166ZM141 164V165H140ZM149 164H151V165H149ZM156 164H157V166H156ZM162 164H164L163 166H162ZM1 165H2V167H1ZM39 165V166H38ZM45 165L43 166V167H45ZM64 165V166H63ZM136 165V167L133 169V167ZM155 165V166H154ZM8 167V170H7V168L6 167ZM27 166H29L28 168H27ZM67 166V168H64V167H66ZM70 166V167H69ZM97 166H99V167H97ZM109 166V167H108ZM110 166H111V168H110ZM115 167V169H114V167ZM151 166V167H150ZM166 166V167H165ZM175 166V167H174ZM14 167V168H13ZM20 167H22V168H20ZM38 167V168H37ZM54 167V168H53ZM59 167L60 168H62L59 172L57 171L56 172V170H58L59 169ZM146 167V169H144ZM149 167L151 168V169H153V172L150 174L149 172H148V170L150 171V169H149ZM5 170H4V169ZM16 168L18 169L19 168V170H20V172H21V174L20 173H18V172H16ZM30 168H34V170L33 169H31L30 170ZM41 168V171L39 170ZM106 168V169H105ZM121 168V167H120ZM119 168V169H120ZM130 168V169H129ZM143 168V169H142ZM164 168H167L168 169V172H167V170L166 169H164ZM170 168V169H169ZM49 169H51V170H49ZM55 169V170H54ZM78 169H82V170H78ZM88 169H90V170H88ZM133 169V170H132ZM160 169V170H159ZM162 169L164 170V171H166L167 173H169V171L171 172V174H172V171L174 172L173 174H172V178L170 179V177H168V174L167 173H165V172H163L164 174H167V177L169 178V181H171V182H169V181H164V179L165 178H167L166 177V175H164L165 177L162 179H160L159 177H161V176H163V175H160V173L161 174H163L162 173ZM192 169L191 167H189L188 169L186 168V172H187V174L188 175H194V171L193 172H191L190 170ZM12 170H10V171H12ZM22 170H25L24 172H26V173H24V177L23 176H20V175H23V172H22ZM54 170V171H53ZM109 170V171H108ZM142 170V171H141ZM145 170H147V171H145ZM187 170H189V171H187ZM38 171V172H37ZM45 171H48V172H45ZM89 171V172H88ZM112 171V170H111ZM140 171V172H139ZM157 171H159L158 172V174H157ZM181 171V172H180ZM40 172H42V174L44 173V174H46L45 175V177H44V174H43V176L41 175V173ZM85 172V173H84ZM145 172H148V174L151 176H148V174H146ZM151 172V171H150ZM156 172V173H155ZM177 172V173H176ZM189 172H191L192 174H190ZM40 173V174H39ZM143 173H144V175H143ZM18 174H20V175H18ZM118 174V175H119ZM170 174V173H169ZM170 174V175H171ZM11 177H10V176ZM67 175H69V176H67ZM128 175V176H127ZM139 176V177H137V176ZM141 175V176H140ZM157 175H160V176H157ZM178 175V176H177ZM181 175V176H180ZM1 176H2V178H1ZM5 176H6V179H5ZM19 176H20V178H23V179H20L19 178ZM39 176V177H38ZM61 176H63V177H61ZM68 178H66V177ZM125 178H124V177ZM145 176H147V178L148 179H151V178H154V180L156 181H154L153 182V180L152 181H150V182H148V184L151 186V188H150V186H147V183L145 182L146 180H147V178L145 177ZM15 177H18L17 179L15 178ZM56 177V178H55ZM77 177V178H76ZM120 177V178H119ZM127 177V178H126ZM9 178H12V180L14 181L13 182V184H12V180H8ZM41 178V179H40ZM43 178L45 179V180H43ZM62 178V179H61ZM65 178L67 179V180H65ZM144 178V179H143ZM156 178V179H155ZM160 180V181H157L158 179ZM168 178H167V180H168ZM33 179V180H32ZM36 179V180H35ZM60 179V180H59ZM124 179H125V181H124ZM126 179H127V182H126ZM131 179V180H130ZM142 179V180H141ZM5 180H8V181H10V182H8V181H5ZM64 180H65V183H66V181H67V183L65 184L64 183ZM70 182H69V181ZM104 180V181H103ZM129 180V181H128ZM176 180V181H175ZM22 181V182H21ZM25 181V182H24ZM4 182V183H3ZM9 183V185H7L8 183ZM16 182V183H15ZM33 182V183H32ZM36 182V183H35ZM158 182H160V183H158ZM3 183V184H2ZM7 183V184H6ZM14 183H15V185H14ZM21 183V184H20ZM61 183V184H60ZM72 183H73V185H72ZM75 183L77 184V185H75ZM102 183H104V184H102ZM146 183V184H145ZM155 183V184H154ZM175 183V184H174ZM4 184H6L7 185V188H6V185H4ZM25 184V185H24ZM58 185V186H55V185ZM60 184V185H59ZM71 185V188L73 189V188H76V190L75 189H73V191H75L74 193L72 192H66V191H63V188H61V186H65V185ZM112 184V185H111ZM171 184V185H170ZM13 185V186H12ZM19 185V186H18ZM40 185V186H39ZM83 185H84V187H86L87 185V187H86V190H85V192L83 191ZM103 185V186H102ZM119 185V186H118ZM120 185H121V187H120ZM21 186V187H20ZM73 186V187H72ZM76 186V187H75ZM78 186V187H77ZM102 186V187H101ZM111 186H113V187H111ZM147 186V187H146ZM8 187H10V188H8ZM12 187V188H11ZM15 187V188H14ZM23 187V188H22ZM69 187V186H68ZM101 187V188H100ZM119 187V188H118ZM150 189H149V188ZM18 188H22L21 190L22 191H20V189H18ZM60 188V189H59ZM83 188V189H82ZM95 188V189H94ZM118 188V189H117ZM148 188V189H147ZM7 189V190H6ZM9 189V190H8ZM54 189V190H53ZM62 189V190H61ZM81 189H82V192H80L81 191ZM179 189V190H178ZM56 190V191H55ZM78 190H80L79 191V193H81V195L79 196V193H78ZM95 190V191H94ZM104 190H105V192H104ZM116 190H117V192H116ZM148 190V191H147ZM178 190V191H177ZM7 191V192H6ZM38 191V192H37ZM62 191V192H61ZM136 191H138V192H136ZM3 192V193H2ZM76 192H77V194H76ZM107 192V194H105ZM114 194H113V193ZM6 193V194H5ZM22 193V194H21ZM61 193L63 194V195H61ZM67 193V194H66ZM85 193V194H84ZM137 193V194H136ZM138 193H139V195H138ZM4 194V195H3ZM16 194V195H15ZM60 194V195H59ZM85 195V196H82V195ZM116 194V195H115ZM157 194V195H156ZM179 194H180V196H179ZM14 195V196H13ZM66 197H65V196ZM136 195H138V196H136ZM13 196V197H12ZM19 198H18V197ZM29 196H33V197H29ZM38 198H37V197ZM60 198H59V197ZM68 196V197H67ZM72 196V197H71ZM79 196V197H78ZM136 196V197H135ZM141 196V197H140ZM182 196V197H181ZM6 197H8V198H6ZM17 197V198H16ZM29 197V198H28ZM56 197V198H55ZM57 197H58V199H57ZM83 197V198H82ZM147 197L148 198H152V202H151V204H148V202L147 201H145L146 199H147ZM181 197V198H180ZM189 197V198H188ZM15 198V200L16 201H18V202H16L15 200L13 201V199ZM30 198H35L34 200L36 201V202H34V200H32L31 199V201H32V205H31V201L29 200ZM52 198V199H51ZM67 198H68V200H67ZM78 198H80V200L77 199ZM82 198V199H81ZM135 198H136V200H135ZM137 198L139 199H141V200H137ZM22 199H23V201H24V204H23V201H22ZM45 199V201H43ZM49 199H50V201H49ZM89 199V200H88ZM39 200V201H38ZM52 200V201H51ZM56 200H57V203H56ZM60 200H62L61 202H60ZM28 201H30V204L28 203ZM43 201V202H42ZM64 201V202H63ZM79 201H81V202H79ZM90 201V202H89ZM134 201V202H133ZM51 202V203H50ZM54 202V203H53ZM62 202H63V204H64V206H62ZM72 202H74V203H72ZM132 202V203H131ZM190 202V203H189ZM18 203V204H17ZM37 203V204H36ZM55 203H56V206H55ZM61 203V204H60ZM129 203V204H128ZM139 203V204H138ZM35 206H34V205ZM60 204V205H59ZM70 204V205H69ZM89 206H88V205ZM128 204V205H127ZM190 204H192V205H190ZM7 205V207H5ZM10 205H12V206H14V209L13 210H15V212L16 211H18V210H21L20 212H16V213H20V214H18V219H15L16 217H14V216H17L16 215V213L14 214V211L12 210V208H10L11 206ZM17 205V206H16ZM42 205H43V207H42ZM51 205V206H50ZM67 205V206H66ZM141 205V206H140ZM3 208H2V207ZM32 206H34V207H32ZM64 207V208H62V209H64V210H62V209H60V207ZM65 206H66V209H65ZM192 206V207H191ZM6 209H5V208ZM37 207V208H36ZM53 207H55V208H53ZM59 207V208H58ZM129 207H131V208H129ZM138 207V208H137ZM10 208V209H9ZM33 208H35V209H33ZM52 208V209H51ZM58 208V209H57ZM4 211H3V210ZM9 209V210H8ZM78 209V210H77ZM13 212H12V211ZM48 210V211H47ZM146 210V211H145ZM185 210V211H184ZM40 211V212H39ZM44 211V212H43ZM46 211H47V213L50 211V213L48 214V215H46L45 217H48V221L45 219V217L43 216V215H45V213H46ZM63 211V212H62ZM85 211V212H84ZM180 211V212H179ZM9 212H11V213H9ZM29 212V213H28ZM36 212V213H35ZM53 212V213H52ZM82 212V213H81ZM84 212V213H83ZM189 212V213H188ZM3 213V214H2ZM13 213V214H12ZM177 214V216H176V214ZM181 213H183L182 214V216H180L179 214H181ZM188 213V214H187ZM5 214H10L12 217H14V218H12V219H15V220H11L10 221V217H9V215L7 216H5ZM23 214H26V216L25 215H23ZM35 216H34V215ZM61 214V215H60ZM70 214V215H69ZM72 214V215H71ZM129 214V215H128ZM186 214H187V216H186ZM3 215H4V218H2L3 217ZM22 215V216H21ZM36 215L38 216V217H36ZM40 215V216H39ZM25 216V217H24ZM29 216H30V218L31 219H33V217H34V219L33 220H29L30 218H29ZM68 216H70V217H68ZM10 219H9V218ZM43 217V218H42ZM184 217H185V220H183L184 219ZM20 218L22 219H24L25 220V218H26V220H27V222H28V220H29V222H28V224H27V222H26V220L24 221L23 219L21 220V222H23V227L20 225ZM42 218V219H41ZM74 218H76V220L74 219ZM142 218H143V220H142ZM178 218V219H177ZM5 219H6V222H5ZM9 219V220H8ZM72 219H74V220H72ZM3 220H4V227H2L3 226ZM55 220H57L56 222H55ZM62 220V221H61ZM72 221H73V224H72ZM82 221V222H81ZM184 221V222H183ZM8 222H10L9 224H8ZM14 222H17V226L15 227V225L14 224H16V223H14ZM25 222H26V224L28 225V226H26V224H25ZM62 224H60V223ZM65 223V224H63V223ZM144 222V223H143ZM1 223H2V225H1ZM19 223V224H18ZM184 223H186V224H188V225H186V229H184L185 228V224ZM190 223V224H189ZM22 224V223H21ZM67 224V225H66ZM77 224V225H76ZM8 225H12V226H9V227H7ZM21 226V230H20V227L19 226ZM15 227V228H18L17 230V232H15V231H13V230H15V228H12V227ZM43 226V225H42ZM57 228H56V227ZM76 226V227H75ZM119 226V227H118ZM175 226V227H174ZM184 226V227H183ZM5 227H7L9 230H7V228H6V230H5ZM10 227H11V229H10ZM91 227H94V228H91ZM128 228V229H125V230H128L127 232H123V228ZM159 227H163V229H162V231L161 232H157V230L156 229H158ZM24 228V229H23ZM28 228V229H27ZM58 228V229H59ZM75 228H76V230H75ZM85 228H86V230H85ZM130 228V229H129ZM4 229V230H3ZM79 229V231H77ZM184 230V231H183ZM8 231V232H7ZM10 231V232H9ZM24 231H26V235L25 236H19L18 238L20 239V240H17V239H13L14 241H12V238H16V236L17 235H19L18 234V232H22V234H25V232ZM4 232H6L5 234V238L7 239H5L3 236H4ZM12 232H14V237H13V234H12ZM24 232V233H23ZM29 232V233H28ZM121 232V233H120ZM137 232V233H136ZM152 232H157V234L155 235V236H153L151 239H149V235L152 233ZM11 234V236H10V234ZM16 233H17V235H16ZM59 233H61V232H59ZM187 233V234H186ZM91 234V235H90ZM123 234V235H122ZM136 234V235H135ZM7 235H9V239L6 237ZM73 235V236H72ZM94 235V236H93ZM122 235L123 237H120V236ZM27 236V238H25ZM75 236H76V238H75ZM4 239H3V238ZM79 237V238H78ZM131 237H136V238H134V242H133V238H131ZM59 238V239H58ZM80 238H82V239H80ZM94 239V240H92V239ZM80 239V240H79ZM87 239V240H86ZM91 239V240H90ZM136 239V240H135ZM15 240H17L18 241V243H16L17 241H15ZM132 240V241H131ZM197 242H196V241ZM215 240V239H214ZM84 241V242H83ZM88 241V242H87ZM7 242V243H6ZM13 242V243H12ZM22 242V243H21ZM87 242V243H86ZM90 242V243H89ZM91 242H93V243H91ZM98 242V243H97ZM132 242V243H131ZM192 244H191V243ZM194 242V243H193ZM214 242V241H213ZM16 243V244H15ZM21 243V244H20ZM129 243V244H128ZM134 243V244H133ZM189 243V244H188ZM204 243H205V245H204ZM9 246H8V245ZM12 244H15V247H13V245ZM83 246H82V245ZM89 245V247H88V245ZM129 245L127 248L125 247L126 245ZM4 245L6 246V247H4ZM11 245H12V247H11ZM21 245V246H20ZM58 245V246H59ZM71 245V246H70ZM102 245V246H101ZM192 245V246H191ZM193 245H194V247H193ZM207 245V246H206ZM19 246V247H18ZM91 246V247H90ZM95 246V247H94ZM144 246V247H143ZM197 246V247H196ZM11 247V249H9L8 250V248H10ZM94 247V248H93ZM99 247H101L100 249H99ZM103 247V248H102ZM153 247H155V248H153ZM190 247V248H189ZM216 247V246H215ZM7 248V249H6ZM13 248V249H12ZM86 249L85 250V252L87 253H85L84 252V249ZM144 248V249H143ZM194 248V249H193ZM206 248H207V250L209 249V251H207L206 250ZM214 248V249H213ZM20 249V250H19ZM66 251H65V250ZM79 249H80V251H79ZM87 249H91L94 253H95V255H94V253H93V255H90L92 252H89V251H87ZM94 249H95V251H94ZM149 249V250H148ZM174 249V250H173ZM187 249V250H186ZM6 250H7V256H6V254L4 255V253L3 252H6ZM146 250V251H145ZM206 250V251H205ZM10 251V252H9ZM57 251H59V253L57 252ZM64 251H65V253H64ZM70 251V252H69ZM77 251V253H75ZM82 251L84 252L83 254H80V253H82ZM102 251V252H101ZM168 251V252H167ZM173 251V252H172ZM54 252V253H53ZM105 252V253H104ZM196 252V253H195ZM209 252H210V254H209ZM11 253H13V254H11ZM17 253V254H16ZM58 253V254H57ZM70 253V254H69ZM166 253V254H165ZM218 253V254H217ZM53 254V255H52ZM57 254V255H56ZM68 254V255H67ZM86 254V255H85ZM162 254V256H164L165 258H164V260H158L157 262L154 260V258L155 257H157L158 255H161ZM189 254V255H188ZM214 254V255H213ZM55 255V256H54ZM84 255V256H83ZM96 255H98V257H100V258H98ZM105 255V256H104ZM194 255L195 256H197V257H195V259H194ZM52 256V257H51ZM58 258H57V257ZM86 256V257H85ZM104 256V257H103ZM141 256V257H142ZM211 256H212V258H211ZM218 256V257H217ZM4 257H6V258H4ZM9 257V258H8ZM71 257H73V258H71ZM89 257V258H88ZM108 257V258H107ZM220 257H222V258H220ZM53 258V259H52ZM67 258V259H66ZM76 258V259H75ZM102 258H104V259H106V260H104V259H102ZM140 258V257H139ZM144 258H146V259H144ZM176 258V259H175ZM196 258H198V259H196ZM217 258H218V260H217ZM31 260H33V261H35L34 259H36V258H30ZM45 259V260H44ZM55 259V260H54ZM78 259V260H77ZM100 259L102 260V261H100ZM108 259V260H107ZM211 260V262H210V260ZM220 259H221V262L222 263H220ZM44 260V261H43ZM98 260L100 261V262H98ZM114 260V261H113ZM142 260V261H141ZM145 260V261H144ZM175 260V261H174ZM214 260H216V261H214ZM78 261V262H77ZM81 261V262H80ZM137 261V262H136ZM161 261H162V263H161ZM207 261V262H206ZM209 261V262H208ZM52 262V263H51ZM58 262V263H57ZM133 263V264H134ZM12 264H14V263H12ZM26 264H31V262H28V263H26ZM33 264V263H32Z\"/></svg>",
	"mask_w": 264,
	"mask_h": 264
},
{
	"label": "bare ground",
	"instance_id": "obj_2",
	"mask_svg": "<svg viewBox=\"0 0 264 264\" xmlns=\"http://www.w3.org/2000/svg\"><path fill=\"white\" fill-rule=\"evenodd\" d=\"M21 1V0H20ZM48 2H49V8H53L54 7V5H52V7H50V2L51 1H55V0H47ZM59 1V0H58ZM89 3H86V0H79V2L81 3L82 2V4H83V2H84V4L83 5H89L90 4V6H91V12L93 13V18H95V21L93 20V19H91V18H89L91 21L93 20V23L94 24H92V26L91 27H89V24L87 23V28H86V22L87 21H85V17L86 16H88V15H86L85 16V14H84V18L82 17V19H84V21L82 20V22L81 21H79V23H76L77 24V28H80L79 26L81 25V27L82 28H80V29H83V30H85V32L89 35L88 37H90L89 39L91 40V38L93 37V35H95L94 37H96V36H98V37H96V38H98V43L96 44V45H94L89 51H87V54H88V57H89V59H88V61L90 60V57H91V59H92V61H91V63H92V65L91 66H89V67H87V66H85L83 69H81V68H79L80 69V71L79 70H77V71H79L80 72V77L81 76H84V75H87V74H96L97 76H101L102 78H103V80H104V82L105 83H107L108 81H110L111 80V78H113V76L116 74V71L115 70H109V68L107 67V65H109L110 64V69H112L111 67V65L113 64V61L112 60H119L118 62H121V64H119L120 66H121V70H123V72H124V74H125V79H124V81H123V83H122V93L120 92L119 93V96L121 97L122 96V98H123V100H124V93L126 92V94H125V96L127 97V96H129V102H127L126 103V105H125V107H122V105L120 106V105H114L115 107L117 106L119 109H120V114L123 116V120H122V117H120L119 116V119L116 117V114H114L113 113V116L115 117L114 118V122H112V123H115L114 125H116V121H117V123L119 122H126V125H124L123 124V126H125L124 128H123V130H122V132H123V135H124V133L125 134H130L131 135V138H132V134L134 133L135 135L136 134H138L139 132H140V128L142 127V126H144L146 123H147V121H154L155 122V120H158L156 117H159V118H161L159 121H161V122H159V121H157V122H159V125H160V128L161 127H163L164 125L162 124L163 122H165V119L167 118V116H166V114H168V111H169V113L171 112V110H169V109H172V107L169 105V104H174V103H176L177 101H179V102H182L183 100V97H185V94L187 93L188 95V97H190L191 96V94L193 95V94H195V97L193 98V99H195V100H190L189 98H188V103H193L194 105L193 106H191L190 104H188V103H186L187 102V100H186V102H184V104H183V102L182 103H180V105H184L185 106V108H186V106H187V110H191V107L192 108H195V107H197L198 106V104H199V101L197 100V99H199L197 96V92H199L198 94L199 95H202V93H203V91H205V90H207V91H209V93L208 94H210V89L212 88H209V89H207V85L208 84H202V86H204V87H206L205 89H204V87L202 88L203 90H198V91H196V87H194V85L196 84V86H197V84H199L201 81L202 82H207V80H203L204 78L203 77H201V75H206V76H212L213 75V78H215L216 77V79L215 80H218V81H222V79H221V77L224 75L225 77L224 78H226V79H223V80H228L229 81V77L230 78H232L234 81L233 82H235L236 83V81L238 82V80H242V82L243 81H245L247 84H250V82H251V80L255 77V76H260L261 75V77L262 76H264V39H263V35L262 36H260V37H262V38H260L261 39V43H263L262 45H260V44H258V43H255L256 45H259L258 46V48H257V46L255 45V47L257 48H255V50L254 49H252V45L250 46L251 48H249V50L247 49V47L245 46V43H244V41H243V43L244 44H242L241 42H240V44H239V42H236L237 40H239V38H238V36L239 37H245L244 36V34L246 35L247 33H248V28L249 29H251V30H253L252 28L254 27V25L258 22L259 23V21H260V19L262 18H264V0H193L194 2L193 3H190L192 0H138V3L136 2V4L135 5H133V7H131L132 6V2L133 1H137V0H92V1H90V0H87ZM95 1V2H94ZM3 2V1H2ZM1 2V3H2ZM44 2H46V0H44ZM43 2V3H44ZM7 2H5V4H6ZM20 3V2H19ZM36 3V2H35ZM62 3H64V2H62ZM61 3V4H62ZM61 4H60V7H56L58 10H56V11H58V12H60V10L61 11H63L64 10V6L62 7L61 6ZM82 4H81V7H82ZM193 6H192V5ZM7 5H9V4H7ZM47 5V4H46ZM75 5H76V3H75ZM75 5H74V7H75ZM42 6V5H41ZM59 6V5H58ZM78 6V5H77ZM90 6H88L89 8H90ZM69 7V6H68ZM79 7V6H78ZM83 7H85V6H83ZM164 7V8H163ZM48 7H46V9H47ZM9 9V8H8ZM60 9V10H59ZM70 9V10H69ZM68 9V12L69 11H72L71 10V8H69ZM79 9H81L80 7H79ZM85 9V8H84ZM84 9H82V10H84ZM7 10V9H6ZM28 10V9H27ZM53 10V9H52ZM76 10V11H75ZM75 10H74V12H76V14H78L77 13V9L75 8ZM86 10V9H85ZM90 10V9H89ZM146 10V12H148L149 13V15H147L148 16V18H149V20L145 17L146 16V13L144 12ZM10 11V10H9ZM18 11V10H17ZM53 11H55V10H53ZM55 11V12H56ZM66 11V10H65ZM81 11V10H80ZM79 11V13H80V17L83 15H81V13H84L83 11H81L80 12ZM86 11H88V10H86ZM58 12H56L55 14H57ZM67 12V14L68 15H70L69 13ZM73 12V11H72ZM73 12V14H75ZM90 12V13H91ZM113 12V17L114 18H112V19H114L115 20V17H116V15L115 14H117V17L119 16V19H121L120 20V22L121 21H124L125 22V24L126 25H124V23L123 24H121L119 21H117L118 22V24L116 23V24H114L113 23V25H115V27L118 25V26H120V27H116V28H110L109 27V17H110V15H111V13ZM145 13V15L143 14V13ZM160 13L161 14V12L163 13V12H165L167 15H171V14H173V15H171L170 17H172L173 16V18L172 19H170V21H169V19H167V18H170V17H167V18H164V17H160V14H159V16H156V18L154 19L152 16L153 15H155V14H157V13ZM4 13H5V11H4ZM62 13V12H61ZM90 13H88V14H90ZM164 13V14H165ZM171 13V14H170ZM19 14V12H16V15H18ZM46 14V13H45ZM44 14V15H45ZM164 14L163 15H161V16H164ZM165 14V15H166ZM179 14V15H178ZM9 15V14H8ZM7 15V16H8ZM44 15L42 16V17H44ZM158 15V14H157ZM166 15V16H167ZM2 16V15H1ZM27 16V15H26ZM31 16H32V14H31ZM55 16H57V15H54V17ZM90 16V15H89ZM92 16V15H91ZM17 17V19H20L19 18V15L18 16H16ZM66 17H67V15H66ZM70 17V16H69ZM75 18H77L76 17V15L74 16ZM116 17V19H118ZM121 17V18H120ZM155 17V16H154ZM27 18V17H26ZM29 18V17H28ZM32 18V17H31ZM31 18H29L30 19V25H31ZM56 18V17H55ZM35 19H36V17H35ZM65 19V18H64ZM157 19V20H156ZM163 19H165V20H163ZM41 20H44L43 18L41 19ZM40 20V21H41ZM46 20V19H45ZM44 20V21H45ZM54 21L56 20V19H53ZM69 20V19H68ZM67 20V22H69ZM72 20V19H71ZM87 20V19H86ZM159 20H161L160 22H159ZM2 21V20H1ZM11 21V20H10ZM9 21V22H10ZM36 21V20H35ZM65 21H66V19H65ZM64 21V22H65ZM90 21V22H91ZM164 23H163V22ZM167 21V23L171 26H169L167 23H165ZM169 21V22H168ZM264 21V20H263ZM3 22V21H2ZM12 22V21H11ZM10 22V23H11ZM17 22V20L14 22V23H16ZM50 22H51V24H52V26L50 25V24H48V25H50V27L47 25V27H49V31H48V35H51L49 32H51V30H50V28L52 29V28H55V27H57L56 25H58L57 23H55V22H53L51 19H50ZM49 22V23H50ZM63 22V27H62V29L64 30V24H67V23H64ZM77 22V21H76ZM112 22H114V21H112ZM127 22V23H126ZM40 23H42V25H43V21H41ZM40 23H38L37 22V24L36 25H39ZM48 23V22H47ZM75 23V22H74ZM120 23V24H119ZM159 23H163L164 25H165V27H164V25L162 26L163 27V29L161 30L160 28H162L161 27V25L159 24ZM262 23V22H261ZM5 24V23H4ZM25 24H26V22H25ZM78 24H80V25H78ZM96 24V25H95ZM200 25L199 26V32L197 33L196 32V26L197 25ZM264 23H262V25H263ZM10 25V24H9ZM60 25V24H59ZM68 25H70V24H68ZM112 25V26H113ZM124 25V27H121V26H123ZM159 25V26H158ZM259 25V24H258ZM4 26V25H3ZM6 26V25H5ZM13 26H15V24L13 25H11L10 26V31H13L12 30V27ZM26 26V25H25ZM55 26V27H54ZM60 26H62V25H60ZM59 26V27H60ZM96 26V28H94V27ZM125 26H128V27H126L127 29H125ZM157 26H158V29H157ZM167 26H168V32L166 33V32H164L163 33V31L167 28ZM253 26V27H252ZM256 26H257V24H256ZM255 26V27H256ZM7 27V26H6ZM5 27V28H6ZM31 27V26H30ZM33 27V26H32ZM160 27V28H159ZM248 27V28H247ZM4 28V29H5ZM17 28V27H16ZM22 28H24L23 26H22ZM40 28H41V24H40ZM169 28H170V30H169ZM261 27H258V30L257 31H260L259 29H260ZM25 29H26V27H25ZM58 29H60L61 30V28H58ZM80 29L78 30V31H80ZM197 29H198V27H197ZM255 29V28H254ZM264 29V28H263ZM15 30V29H14ZM18 30H20V29H18ZM53 30V29H52ZM68 30V29H67ZM66 28H65V33H66ZM95 30V31H94ZM4 31V30H3ZM7 31V30H6ZM28 31H30V30H28ZM82 31V30H81ZM17 32H19V31H17ZM53 32V31H52ZM57 32V31H56ZM56 32L54 33V35H56ZM59 32V31H58ZM61 32V31H60ZM59 32V33H60ZM63 32V31H62ZM83 32V31H82ZM85 32H84V34H85ZM91 32H92V34H91ZM94 32V33H93ZM215 32H216V34H215ZM222 32H223V35H222V37H223V40H226V38H227V42H226V46H227V53L226 54H229L230 55V57L229 58H231L232 57V59L231 60H228V61H226V60H223L222 61V64H220V65H218V68H215V70H214V67H208V66H204L203 64L205 63V58L207 57V56H212L213 55V53H214V51H216V50H214V49H216V48H214V49H212L211 47L213 46H211L210 48H211V51H213V53L210 51V49L208 48V46L210 45V44H208L207 45V48L209 49V51H210V53H212V54H209V52L207 53V55H206V57L204 58L203 57V54L201 53V51L199 52L198 50L200 49V50H202L201 48H203V43H204V41H210V42H214V40H216V38L219 36V38H220V35L222 34ZM255 32V31H254ZM253 32V33H254ZM5 33V32H4ZM13 33V32H12ZM12 33H10V35L12 34ZM22 33V32H21ZM27 33H31V31L30 32H27ZM166 33V34H165ZM234 33V35H232ZM250 33V32H249ZM255 33H257V32H255ZM259 33V32H258ZM6 34V33H5ZM24 34V33H23ZM35 34V33H34ZM82 34L83 33H81V36L80 37H82ZM91 34V35H90ZM220 34V35H219ZM239 34V35H238ZM8 35V34H7ZM64 36L63 34H60V36ZM170 35H172V36H170ZM236 35H237V37H236ZM251 35H252V33H251ZM259 35H260V33H259ZM6 36V35H5ZM11 36H14L13 34L11 35ZM11 36H9V38L11 37ZM17 36V35H16ZM25 36H29L30 37V34L28 35V34H25ZM92 36V37H91ZM255 36V35H254ZM24 37V36H23ZM49 37V36H48ZM47 37V38H48ZM57 37V36H56ZM86 37V36H85ZM93 37V38H94ZM221 37V38H222ZM2 38V37H1ZM5 38V37H4ZM12 38V37H11ZM22 38V37H21ZM55 38V37H54ZM92 38V39H93ZM213 38H215L214 40H213ZM218 38V39H219ZM225 38V39H224ZM241 38V39H242ZM27 39V38H26ZM58 39V38H57ZM64 39V38H63ZM79 39V38H78ZM84 39V38H83ZM86 40L87 42L89 41L90 42V40ZM211 39H212V41H211ZM217 39V40H218ZM229 39H231V40H229ZM248 39V38H247ZM246 39V40H247ZM256 39H257V37H256ZM8 40V39H7ZM17 40V39H16ZM28 41H29V39H27ZM27 40H25V42H23V43H27ZM48 40H49V38H48ZM48 40H46V41H48ZM59 40V39H58ZM70 39H68V41H69ZM222 40V39H221ZM243 40V39H242ZM9 41V40H8ZM21 41V40H20ZM36 41V40H35ZM91 41H93V40H91ZM132 41H134L133 42V44L131 43ZM257 41V40H256ZM9 42H12L11 40L9 41ZM16 43L18 42V41H15ZM64 42V41H63ZM84 42V41H83ZM135 42H137V45L139 46H137L136 45V48L134 47L135 45H134V43ZM198 43L199 44V47H201V48H199V47H197V48H199L198 50H197V48H196V46L195 45H193V43ZM212 42V43H213ZM217 42V41H216ZM219 42V41H218ZM217 42V43H218ZM221 42V41H220ZM249 42V41H248ZM253 42V41H252ZM260 42V41H259ZM2 43V42H1ZM13 43V42H12ZM12 43H9V45L7 46L8 47V50H7V48H5V47H3V48H5V50L6 51H8V52H5L6 54L7 53H9L8 55H7V57L5 56V55H3V56H5L7 59H9V56H11L10 54H11V50H12V46H11V49H10V45L12 44ZM32 43H34V42H32ZM51 43V42H50ZM55 42H53V44H54ZM62 43V42H61ZM67 43V42H66ZM96 43V42H95ZM130 43H131V45H133V46H130ZM211 43V44H212ZM216 43V44H217ZM225 43V42H224ZM249 43H251V41L249 42ZM29 44V43H28ZM56 44V43H55ZM54 44V45H55ZM64 44V43H63ZM136 44V43H135ZM202 44V45H201ZM221 44V43H220ZM219 44V45H220ZM222 44H223V42H222ZM247 44V43H246ZM1 45H3V44H1ZM17 45V44H16ZM24 45V44H23ZM22 45V41H21V44H20V46L21 47H24ZM27 45V44H26ZM32 45V44H31ZM36 45H37V43H36ZM48 45V44H47ZM192 45H193V47H194V49H196L195 51H194V53L193 52H189V50H194L193 49V47H192ZM253 45V46H254ZM3 46H5V45H3ZM19 46V45H18ZM38 46V45H37ZM49 46V45H48ZM61 46V45H60ZM67 46V45H66ZM244 46V47H243ZM21 47H20V49H21ZM34 47V46H33ZM39 47V46H38ZM62 48H63V45L61 46ZM68 47V46H67ZM72 46H70V48H71ZM73 47H74V45H73ZM73 47L71 48V49H73ZM76 47V46H75ZM74 47V48H75ZM137 50V53L135 54V52H134V54H132V52L134 51V48ZM214 47V46H213ZM1 48V47H0ZM19 48V47H18ZM46 48V47H45ZM51 48H52V46H51ZM50 48V49H51ZM57 48H59V47H57ZM61 48V49H62ZM192 48V49H191ZM225 48V47H224ZM223 48V49H224ZM10 49V50H9ZM17 49V48H16ZM15 49V50H16ZM34 50H33V52H32V55L34 54H36L35 53V48H33ZM67 49V48H66ZM78 48L76 47V49H75V51L74 52H76V50H77ZM114 49H118V50H116V51H114V52H111V51H113ZM204 49V48H203ZM2 50V49H1ZM27 50V49H26ZM25 50V51H26ZM29 50V49H28ZM204 50H206V48L204 49ZM217 50H218V48H217ZM243 50L245 51L244 53H243ZM23 51H24V49H22V54L20 53V55H23ZM30 51V50H29ZM68 50H65V49H62V52L61 53H66ZM70 51V50H69ZM68 51V52H69ZM79 51V50H78ZM203 51V50H202ZM12 52L14 53V51L12 50ZM45 52H46V50H45ZM49 52V51H48ZM55 52H57V51H55ZM55 52H53V53H55ZM68 52L66 53V54H68ZM71 52H73V50L71 51ZM183 52H185V53H183ZM186 52H188L189 54H190V56L189 57H191V58H194L195 59V54H199L200 55V53H201V55H202V57L201 58H203V60L202 61H204V63L202 64V65H199L200 67H203V68H200L199 69V72H198V68H199V66L198 67H196L197 68V72L198 73H195V74H185V76L186 75H189V79H187L186 80V77H188V76H184L183 75V71L186 69V66H189V65H192L193 64V62H194V65L196 64V61H191V63L192 64H190V63H188L187 61H183V59L184 58H188V56L186 55ZM12 53V54H13ZM28 53V52H27ZM27 53H25V56H26V54ZM42 53V52H41ZM44 53V52H43ZM47 53V52H46ZM49 53H51V52H49ZM58 53H59V50H58ZM204 53H206V51H204ZM222 53V52H221ZM242 53H243V58L242 57H240V58H242L241 60L239 59V58H237L236 56H238V55H242ZM1 54V53H0ZM3 54V53H2ZM30 54H31V51H30ZM77 54V53H76ZM75 54V55H76ZM112 54V55H111ZM120 54H122V56L120 57L119 55ZM184 54L186 55V57L184 56ZM209 54V55H208ZM215 54L216 53H214V56H215ZM31 55V56H32ZM33 55V56H34ZM37 55V54H36ZM34 56L35 58H36V60L38 59L37 57H40L39 55L38 56ZM53 54L51 53V56H52ZM78 55H79V53H78ZM83 55H84V53H83ZM131 55V56H130ZM200 55V56H201ZM219 55H223V53L222 54H219ZM225 55V54H224ZM15 56V55H14ZM18 56H19V54H18ZM28 56H30L29 54H28ZM49 56V55H48ZM128 56H130V59H126V57H128ZM166 57V58H168L169 59V62L171 61L172 63H173V65L174 64H176L177 65V70L176 71H174V72H176V73H173L174 75H171V76H169L168 74V76L166 77V75H165V79L166 80H169L170 81V83H171V86H172V88L170 89V91L169 90H164L163 88H165V87H163L162 89L163 90H161V91H164V93H162L163 95H162V98H165L164 100H163V102L162 103H164V105H169L170 107H168L167 106V113H166V111H165V113H163V114H160V113H162V109L160 110L161 112L160 113H158V114H156V112H155V110L153 109V113L152 112H144V111H142V110H137V108H136V103L134 102L133 104H135V106H133L132 108L135 110H131V108H130V103L131 102H133L135 99H134V97H133V94H135V92L134 91H137L138 89H140V86H141V83L138 85V83L136 82H133V83H129V81L128 80H126L127 78V76H131L130 75V72H132L133 71V69L134 68H136L137 67V65H135L136 63H140L142 66H143V68L145 69V71H148V70H151V69H154V68H158V69H161L160 68V65L159 66H157V63H156V61L157 60H161V57ZM198 56V55H197ZM200 56H199V58H200ZM211 57V58H213V59H210V61L212 60H216V58L215 57ZM2 57V56H1ZM5 57L4 58H1L2 59V65H1V62H0V67H2V69L4 68V66H3V63L7 60V59H5ZM34 57H33V60H32V57L30 58V60H28V62L29 61H31L32 60V62H30V63H28V64H30L29 65V67L30 66H32L31 65V63H33V62H36V60L34 59ZM42 57H44V56H42ZM56 57V56H55ZM58 57H59V55H58ZM63 57V56H62ZM61 57V59H63ZM84 57V56H83ZM86 57V56H85ZM162 57V58H163ZM48 58H50V57H48ZM53 58V57H52ZM69 58V57H68ZM73 58H75V56L73 57ZM166 58H164L163 60L164 61H166L167 62V60L168 59H166ZM215 58V59H214ZM3 59H5V60H3ZM41 59H43V58H41ZM207 60H208V57L206 58ZM10 60H11V57H10ZM13 61H12V63L14 62V59H12ZM47 59H45V61H46ZM52 59L50 58V60L48 59V63H50V68L51 67H54L55 65H56V60L54 61V60H52V63L51 62H49V61H51ZM57 60H59V59H57ZM65 60V59H64ZM67 61H68V59H66ZM187 60V59H186ZM200 60L201 59H198V62H200ZM238 60H240V61H238ZM21 61V62H20ZM26 62L25 61V57H24V55H23V58L22 57H20V59H19V63L18 64H16L15 62V64H13V66L15 65V66H18V68H20V66L23 68V66H27L26 64H24L23 65V63L24 62ZM61 60H59L58 61V64L54 67V69L57 67L58 69H56L55 71H53L54 69L52 68L51 70L53 71V72H56V73H53V74H55V75H53L54 77H53V80L54 81H56L57 80V78L56 77H59V78H61V80H63V81H61L59 78V83H58V80L56 81V82H54V81H52L53 83H51V85H53L54 86V84H55V86H56V88L58 87V88H60L61 87V85H62V88H63V86L65 85H67V84H69V83H67V84H65L66 83V81H67V79H66V76H67V74L68 73H66V72H68V71H70V70H68V69H70L69 67L66 69V67L63 65V63H61L60 62ZM86 61V62H85ZM87 61V59L85 58L84 59V62H85V64L88 62ZM163 61V62H164ZM210 61L209 62H207L206 64L208 65V63H210ZM56 62V63H55ZM66 62V61H65ZM148 62H151L153 65H150V63H148ZM166 62H165V64H166ZM169 62H167L168 64H169ZM197 62V63H198ZM220 62V61H219ZM8 63H10V62H8ZM7 63V64H8ZM11 63V64H12ZM21 63V65H19ZM112 63V64H111ZM161 64H163V70H164V67L166 66H164V63H162V60H161V62H160ZM218 63V61L215 63V65ZM10 64V65H11ZM61 64V67H63V68H61L59 65ZM129 64H131V65H133V66H135L132 70L131 69H129V67H128V65ZM171 64V63H170ZM199 64V63H198ZM201 64V63H200ZM6 65V64H5ZM33 65H34V67H33V69H34V74H35V71H37L36 70V67H35V64L33 63ZM44 65V64H43ZM52 65H54V66H52ZM63 65V66H62ZM193 65V66H194ZM197 65V64H196ZM195 65V66H196ZM8 66V65H7ZM13 67V68H15L16 70L18 69V68H16V67ZM37 66V65H36ZM48 66V65H47ZM47 66H45V67H47ZM69 66V65H68ZM80 66V65H79ZM133 66H131L130 68H132ZM157 66V67H156ZM175 66V65H174ZM193 66H191L190 68H193ZM217 66V65H216ZM139 67V66H138ZM6 68V67H5ZM4 68V69H5ZM10 68V67H9ZM64 68L66 69V70H68V71H63L64 70ZM118 68V67H117ZM118 68V69H119ZM172 68V67H171ZM187 68H189V67H187ZM190 68H189V70H186V72H188L189 71V73H190ZM195 68V67H194ZM1 69V68H0ZM11 69V68H10ZM15 69H12L13 71H14V73H13V71H12V73H13V75H10L9 76V78L8 77H6V78H1L0 77V79H1V81H0V83L3 85H5V87L2 89V88H0V93L2 92V90L4 91L5 90V88H6V84H7V81H8V84L10 85L12 82L13 83H17V81H15L14 82V80L15 79H13V78H16V77H18V75H17V71H16V73H15ZM32 69V70H33ZM62 69V70H61ZM72 69H73V65H72ZM72 69H71V71H72ZM20 70H22L21 68L19 69V71ZM29 70V69H28ZM60 72H59V71ZM130 70V71H129ZM136 70H138V68L136 69ZM175 70V69H174ZM3 71V70H2ZM2 71H0V73L2 72ZM5 71V70H4ZM3 71V72H4ZM58 71V72H57ZM63 71V72H62ZM74 71V70H73ZM72 71V72H73ZM120 71V70H119ZM128 71H129V74H128ZM170 71V70H169ZM214 71V72H213ZM64 72H65V74H66V76H65V74H64ZM121 72V71H120ZM120 72H119V76L121 75L120 74ZM134 73L136 72L135 71V69H134V71H133ZM133 72H132V74H133ZM185 72V71H184ZM194 72V71H193ZM7 73V72H6ZM11 73V72H10ZM30 73H31V71H30ZM33 73V72H32ZM37 74H39V72L37 71L36 72ZM58 73V74H57ZM60 73V74H59ZM63 73V74H62ZM166 73H170V72H166ZM165 73V74H166ZM2 75H3V73H1ZM9 74V73H8ZM15 74H16V77H15ZM37 74H35V75H37ZM61 74H62V76L64 77V79L66 80H64L63 79V77L61 76ZM70 74H71V72H70ZM70 74H68V76H70ZM7 75V74H6ZM40 75H41V73H40ZM59 75V76H58ZM72 75V74H71ZM148 75V74H147ZM195 75V76H194ZM8 76V75H7ZM50 76L52 77V75L50 74ZM68 76H67V78H68ZM76 76H78V75H76ZM90 76V75H89ZM133 76V75H132ZM130 77V79L132 80V78L133 77ZM200 76V77H199ZM215 76V77H214ZM232 76V77H231ZM3 77H5V76H3ZM13 77V78H12ZM26 77V76H25ZM24 77V78H25ZM71 77V76H70ZM79 77V78H80ZM88 77V76H87ZM86 77V78H87ZM91 77V76H90ZM208 77H206V78H208ZM218 77H220V79H217ZM256 77V78H257ZM89 78V77H88ZM87 78V79H88ZM101 78V79H102ZM137 78V77H136ZM158 78V77H157ZM163 78V77H162ZM201 78H203L202 80H201ZM211 78V77H210ZM209 78V79H210ZM4 80V82L5 83H3V80ZM6 79H8L7 81H6ZM56 79V80H55ZM85 79V78H84ZM87 79H86V84L87 85H89L90 84V81H87ZM91 79V78H90ZM96 79V78H95ZM138 79H139V77H138ZM137 79V80H138ZM195 79V80H194ZM232 79H230V83H229V85L230 86H232L233 85V82H231L232 81ZM35 81H34V83L35 82H38V81H36V78L34 79ZM37 80H39V79H37ZM41 80V79H40ZM89 80V79H88ZM103 80H102V82H103ZM186 80V81H185ZM192 80L193 81H195V83L194 82H192ZM214 80V79H213ZM264 79H259V81L260 82H262ZM82 81H84V80H82ZM97 81V80H96ZM128 81V82H127ZM210 81V80H209ZM207 82V83H209L210 84V82ZM217 81V82H218ZM253 81H255V79L254 80H252V82ZM42 82V81H41ZM67 82H69V81H67ZM81 82V81H80ZM79 82V83H80ZM89 82V83H88ZM94 82H95V80H94ZM111 82V81H110ZM114 84L113 85H117V83H116V81H112ZM150 82H151V80H150ZM149 82V83H150ZM161 82H162V80H161ZM161 82H158L159 84L161 83ZM163 82H164V80H163ZM216 82V81H215ZM215 82H213V84L215 83ZM223 82H225V81H223ZM227 82V81H226ZM225 82V83H226ZM259 82V83H260ZM30 83V82H29ZM45 84H46V82H44ZM64 83V84H63ZM100 83V82H99ZM165 83V82H164ZM255 83V82H254ZM264 83V82H263ZM1 84H0V87H2L1 86ZM18 84V83H17ZM38 84V83H37ZM42 84V83H41ZM45 84H43V85H45ZM59 84V85H58ZM61 84V85H60ZM96 84V83H95ZM101 84V83H100ZM103 85H102V87H104L105 85H104V83H102ZM159 84H155L156 86L157 85H159ZM161 84H163V83H161ZM201 84V83H200ZM199 84V85H200ZM245 84V83H244ZM28 85V84H27ZM110 85V84H109ZM113 85H111L110 86V89L109 90H111V89H113V88H111ZM135 85H138V87L139 88H135V90H134V86ZM198 85V86H199ZM218 85H219V83H218ZM226 85H228V82H227V84H223V86H226ZM229 85H228V87H229ZM237 85L239 86L240 84H236L235 86L237 87ZM242 85L243 84H241L239 87H242ZM254 85H256V84H254ZM263 85V84H262ZM39 86H40V84H39ZM97 86V85H96ZM100 86V85H99ZM159 86H161V85H159ZM158 86V87H159ZM201 86V87H202ZM211 86V85H210ZM215 86V85H214ZM219 86H222V85H219ZM246 88H247V86L248 85H244ZM244 86H243V88H244ZM261 86V85H260ZM26 87V86H25ZM29 87V86H28ZM45 87V86H44ZM84 87V86H83ZM149 87H151V90H155V89H153V87H152V85L151 86H149ZM157 87V88H158ZM162 87V86H161ZM216 87H218V86H216ZM233 87H234V85H233ZM235 87V88H236ZM239 87H237L236 89H238ZM249 87V86H248ZM254 88H255V86H253ZM252 87V88H253ZM30 88V87H29ZM35 91L37 90L36 89V85H35ZM48 88H49V86H48ZM54 89H56L55 87H53ZM116 88V87H115ZM155 88V87H154ZM168 88V87H167ZM181 88H184L182 91H181ZM220 88V87H219ZM218 88V89H219ZM224 88V87H223ZM223 88H221V89H223ZM257 88V87H256ZM2 89V90H1ZM22 89H24V91H25V88L23 87V86H21V87H19V89L17 90V92L20 90V91H22L23 92V90ZM50 89V88H49ZM107 89V88H106ZM137 89V90H136ZM145 89H147V88H145ZM144 89V90H145ZM158 89H160V87L158 88ZM200 89V88H199ZM225 89H226V87H225ZM224 89V91H226ZM228 89V88H227ZM249 89H251V84H250V88ZM260 89H262V88H260ZM51 90H52V87H51ZM85 90V89H84ZM102 90V89H101ZM108 90V91H109ZM134 90V91H133ZM143 90V91H144ZM148 90H150L149 88H148ZM192 90V91H191ZM212 90V89H211ZM220 90V89H219ZM229 91L230 90H232V88L230 89H228ZM227 90V91H228ZM233 90H234V88H233ZM243 90V89H242ZM248 90V89H247ZM253 90V89H252ZM251 90V92H252V94L248 97L247 96V98L245 97V94H243V93H241L242 91H240L239 93V97L238 96H235L234 98H237V100H238V102L240 103H246L247 102V104L250 106V108L251 107H253V105L255 104V103H257V101H259L258 99L260 98V96H263V98H261V99H263V105H264V93H258L257 91L256 92H253ZM106 91V95H108V93L109 92H107V90H105ZM111 91H114V90H111ZM146 91V90H145ZM161 91H159V92H161ZM201 91H202V93H201ZM207 91L206 92H204V93H206L207 94ZM213 91H217V89L216 90H213ZM228 91V93L231 95L232 94V92L230 93ZM254 91H255V89H254ZM259 91V90H258ZM15 92H16V90H15ZM14 92V94H16ZM103 92V91H102ZM134 92V93H133ZM152 92V94L153 93H155V91L153 92V91H151ZM212 92V91H211ZM218 92V91H217ZM217 92H213L214 94L215 93H217ZM221 93L219 94V98H218V100L217 101H224L225 99L224 98H226L227 96H230V95H221L222 93H224L222 90L220 91ZM251 92H248V93H251ZM68 93V92H67ZM142 93V94H141ZM140 94H141V96H138V97H140V100L139 101H144V99L145 98H147V96L145 97V96H143V92H141ZM146 93H148V91L147 92H145L144 93V95L146 94ZM219 93V92H218ZM227 93V92H226ZM235 93V92H234ZM245 93H246V91H245ZM23 94V93H22ZM120 94H122V95H120ZM159 93H158V91L156 92V94L155 95H158ZM208 94H207V96H208ZM237 94V93H236ZM19 95V94H18ZM17 95V96H18ZM94 97H95V92H94ZM205 95V94H204ZM211 95V94H210ZM209 95V96H210ZM234 95V94H233ZM15 96V97H14ZM13 96V98H17V96L16 95H14ZM50 96V95H49ZM48 96V97H49ZM103 96V95H102ZM105 96V95H104ZM104 96L102 97V98H104ZM136 96V95H135ZM143 96V97H142ZM150 96V95H149ZM152 96V95H151ZM150 96V97H151ZM153 96H154V94H153ZM160 96V98H161V94L159 95ZM186 96V97H187ZM203 96V95H202ZM211 96H213V95H211ZM222 96V97H221ZM1 97V96H0ZM11 97V96H10ZM98 96H96V98H97ZM138 97H136V98H138ZM157 97V96H156ZM192 97V96H191ZM190 97V98H191ZM215 97H217L216 96V94H215ZM22 98H23V96H22ZM22 98H18V99H20V101L17 99V100H15V102L16 103H19V102H21V99ZM24 98H25V96H24ZM101 98V97H100ZM101 98V100H103ZM114 98H116V97H114ZM114 98L113 99H111V98H109V101L110 102H112L113 100H114ZM119 98V97H118ZM121 98V99H122ZM155 98V97H154ZM158 98V97H157ZM205 98H207L206 96H205ZM209 98V97H208ZM211 98V97H210ZM210 98H209V100H210ZM224 99V100H220V99ZM47 99H51V98H46V102L48 101ZM105 99H106V97H105ZM120 99V100H121ZM126 99V98H125ZM153 99V98H152ZM186 99V98H185ZM202 99V98H201ZM213 99V98H212ZM215 99V98H214ZM23 100V99H22ZM98 100H100V99H98ZM107 100V99H106ZM122 100V101H123ZM147 100H148V98H147ZM146 100V101H147ZM159 100V99H158ZM200 100V99H199ZM66 101V100H65ZM96 101V100H95ZM105 101V100H104ZM108 101V100H107ZM119 101V100H118ZM128 101V100H127ZM148 101H150V100H148ZM147 101V102H148ZM185 101V100H184ZM192 101V102H191ZM206 101H208L207 99H206ZM213 101V100H212ZM245 101V102H244ZM255 101V102H254ZM13 102H14V99H13ZM14 102V103H15ZM25 102V101H24ZM24 102H22V103H19V104H22V105H20V106H24L25 104H24ZM35 102V101H34ZM68 102V101H67ZM100 102V101H99ZM120 102V101H119ZM126 102V101H125ZM138 102V101H137ZM145 102V101H144ZM144 102H143V104H144ZM156 100L155 101H153L152 103H154L155 105H156ZM178 102V103H179ZM211 102V101H210ZM237 102V101H236ZM8 103H10V102H8ZM69 103V102H68ZM146 103V102H145ZM151 103V104H152ZM158 103V102H157ZM187 105H186V104ZM215 103H216V101L215 102H213V104L215 105ZM218 104L217 105H215V107H217V106H220V107H222V103H220L221 105H219V102H217ZM238 103V104H239ZM240 103V104H241ZM1 104V103H0ZM27 104V103H26ZM41 104V103H40ZM47 104V103H46ZM58 104V103H57ZM96 104V103H95ZM106 105H107V103H105ZM111 104V103H110ZM116 104V103H115ZM121 104V103H120ZM132 103H131V106L133 105ZM140 104V103H139ZM153 104V105H154ZM177 104V103H176ZM205 104V103H204ZM204 104L202 105V103H201V105H199V106H201V107H205L204 106ZM224 105H226L225 107H227L228 108V112H227V108L226 109H224V108H220V113L218 112V111H216L215 109H214V105H213V110H215V111H213L212 109V111L210 110V108H205V110H204V112H202V111H199V110H197V111H194V113H198V112H202V113H200L202 116H201V118H197V119H194V120H191V121H193V125H191V129H189L190 127V125H188V123L189 122H187L186 123V126H188V128H187V130L186 131H188V134H187V136H185V137H183L181 140H180V143H178L179 145H178V147L180 148V151H179V149H178V153H176L177 152V149L176 148H174V151H175V153H171V150L170 151H162L163 152V155L164 154H166V159H167V162L169 163V164H165L166 166H167V168L168 167H171V166H173V165H170L171 163L172 164H174L176 167H177V169H175L176 171H178V173H179V169L181 170V171H183L181 174H182V176H181V178L179 179V181H178V183H177V186L176 187H178L179 189H181V191L182 192H185V193H187L188 195L187 196H190L191 197V199H192V201H193V203L192 204H194V203H196V207H192V208H189L190 210H189V212H190V215H188V217L186 218V219H188V220H191V221H194V224L193 223H189L190 225V227H188V232H191V235H192V239H191V241H193V239L195 238L197 241L199 240V243H203V242H205L206 240L209 242V245H211V246H207V247H210L209 249H211L212 248V246H214V248H217V246H219L220 247V249H221V251L220 252H222V256H223V258L222 257H220V258H222L223 259V263L221 262V259H220V263H222V264H264V118L262 117V119H259V120H261L260 121V123L258 122L257 124L256 123H252L253 121H254V118H253V121L250 123L251 125H250V127L248 128V127H246V126H248V125H244V126H242L241 124L242 123H240V127L239 128H237L236 126V124H238L239 122H240V120H241V122L242 121H244V123H245V121L248 119V118H246L245 117V114H244V116H242V115H240V112L242 111V109H241V111L238 113V112H229L230 110L229 109H233L234 107H235V102H234V100L232 101L231 99H228V100H226V101H224V103H223ZM258 104H260V102H258ZM9 105L10 104H8L7 106L9 107ZM54 105V104H53ZM53 105H51L52 106V108H53ZM55 105H56V103H55ZM112 105V107H113V104H111ZM148 105H150V104H148ZM147 104H146V107L148 106ZM179 105V104H178ZM177 105V106H178ZM257 105V104H256ZM12 106V105H11ZM20 106H18V104H17V108H15V111L16 112H14L13 114L11 113L10 115L12 116L13 115V117L15 116V117H17L16 119V121H20L21 123L24 121V119H23V121H21V119L22 118H24L23 117V115H25V113L27 114V116H32L31 118L32 119H34L35 117V115H36V118H38L39 116H37V114L36 113H39V111L38 112H36V113H34V116H33V112L31 113L32 115H28V112L29 111H27V112H25L26 111V109H27V105H25L24 107L26 108H24L23 109V107H20ZM64 106H65V104H64ZM110 106V105H109ZM139 106H141V104L139 105ZM143 106V105H142ZM159 106H161V105H159ZM176 106V105H175ZM46 107V106H45ZM57 107V106H56ZM99 107V106H98ZM97 107V108H98ZM165 108H166V106H164ZM180 107V106H179ZM207 107H208V105H207ZM241 107V106H240ZM242 107H243V105H242ZM255 107V106H254ZM256 107H258V106H256ZM261 107H263V106H261ZM18 108H21V109H18ZM47 108V107H46ZM96 108V109H97ZM144 108H145V106H144ZM150 108V107H149ZM163 108V107H162ZM165 108H163V110H165ZM176 108V107H175ZM178 108V107H177ZM183 108V107H182ZM182 108L180 109V110H182ZM217 108H219V107H217ZM247 108H248V106H247ZM5 109V108H2L1 107V110H0V112H2L3 113V110ZM20 110V112L19 113H21L23 110H24V112H22L23 113V115L21 114V117H20V115L18 114V111ZM45 109V108H44ZM92 109H94V107H92ZM91 109V110H92ZM95 109V110H96ZM158 109V111H159V109H160V107H157L156 108V110ZM255 109H257V108H254V111H256ZM261 109V108H260ZM8 110H9V108H8ZM47 110V109H46ZM46 110H44L45 111V113H46ZM95 110H93V112L95 111ZM110 110V109H109ZM150 110V109H149ZM179 110V111H180ZM202 110V109H201ZM236 110V109H235ZM245 110V109H244ZM263 110V112H264V109H262ZM33 111V110H32ZM50 111H51V109H50ZM79 111V110H78ZM115 111V110H114ZM119 111V110H118ZM151 111V110H150ZM184 111V110H183ZM182 111V112H183ZM249 111V110H248ZM52 112V111H51ZM70 112V111H69ZM83 112V111H82ZM164 112V111H163ZM182 112L180 113V112H177L176 110H175V113H174V109H173V111L171 112V114H174V117H175V121L176 122H179L180 123V118L182 117V119L183 120H181V121H184L185 119H184V117L187 115H181L182 114ZM250 112H251V110H250ZM5 113V112H4ZM43 113V112H42ZM49 113V112H48ZM77 113H79V112H76L75 114H76V117L79 119V120H84L85 118H86V116L84 115V113L82 114H80V115H84L83 117H80V115H78L77 116ZM87 113V112H86ZM242 113V112H241ZM246 113V112H245ZM249 113V112H248ZM247 113V114H248ZM253 113V112H252ZM259 113V112H258ZM44 114V113H43ZM61 114H63V113H61ZM88 114V113H87ZM170 114V117L172 116ZM246 114V115H247ZM256 114H257V111H256ZM1 115H3V114H1ZM18 115H19V117H18ZM169 115V114H168ZM180 115H181V117H180ZM192 115V114H191ZM251 115H253V114H251ZM255 115V114H254ZM260 115L261 114H259V117H260ZM4 116V115H3ZM26 116V115H25ZM67 116V115H66ZM69 116V115H68ZM68 116H67V118H68ZM113 116H111V117H113ZM190 116V115H189ZM189 116H187V119L189 118ZM70 117V116H69ZM74 117V116H73ZM196 117V115H194V118ZM198 117H200V115L198 116ZM5 118H6V120H7V118L8 119H10L11 117L10 116H5ZM169 118V117H168ZM190 118H192L193 119V117L191 116ZM189 118V119H190ZM15 119V118H14ZM164 119V120H163ZM188 119V120H189ZM251 119H252V117H251ZM3 120H4V118H3ZM11 120V119H10ZM26 121L28 120V117H27V119H25ZM37 119H35V121H36ZM55 120V119H54ZM116 120V121H115ZM173 120H174V118H173ZM258 120V121H259ZM16 121H14L15 123H16ZM43 121H45L44 119H43ZM251 121V120H250ZM249 120H248V122H250ZM3 122H5V121H3ZM2 122V123H3ZM20 122H18V123H20ZM25 122V121H24ZM24 122H23V124H24ZM97 122H98V120H97ZM96 122V123H97ZM172 122V121H171ZM174 122V121H173ZM172 122V123H173ZM176 122H174V124H176ZM248 122H247V124H248ZM7 123V122H6ZM17 123V124H18ZM44 123H47V122H44ZM76 123V122H75ZM87 123V122H86ZM152 123V122H151ZM165 123H167V122H165ZM179 123H177L178 125H180ZM182 123V122H181ZM190 123H192V122H190ZM10 124H12V123H10ZM10 124H6V125H10ZM30 124V123H29ZM83 124V123H82ZM97 124H100V122L99 123H97ZM153 124V123H152ZM183 124H184V126H185V123L183 122ZM182 124V125H183ZM5 125V126H6ZM20 125V124H19ZM22 125V124H21ZM28 125V124H27ZM58 125V124H57ZM67 125V124H66ZM84 125H87V124H85L84 123ZM105 125V124H104ZM113 125V124H112ZM149 125V124H148ZM147 125V126H148ZM158 125V126H159ZM166 125V124H165ZM45 126V125H44ZM63 126V125H62ZM73 126V125H72ZM93 126V122H91V127ZM117 126V125H116ZM155 126V125H154ZM9 127V126H8ZM11 127H14V126H11ZM42 126H40V128H41ZM59 128H60V126H58ZM98 127H99V125H98ZM114 127V126H113ZM149 127V126H148ZM165 127V126H164ZM3 128H6V127H3V124H2V128H0V129H2V131H3ZM39 128V129H40ZM44 128V127H43ZM43 128L42 129H40L41 130V132H42V134H44L45 135V133L43 132ZM65 129V132H66V128H68V125L66 126V127H64ZM166 128V127H165ZM165 128H164V130L163 129H158V133H160V131H165ZM182 128V127H181ZM8 129H10V128H8ZM55 129V128H54ZM92 129V128H91ZM91 129H90V131H91ZM97 129V128H96ZM113 129V128H112ZM115 129V128H114ZM137 129V130H136ZM144 129V128H143ZM39 130V131H40ZM63 130V129H62ZM62 130L60 131H58V132H60V133H63V134H65L64 133V131L62 132ZM68 130V129H67ZM93 130V129H92ZM148 130V129H147ZM168 130H170L171 131V129H169L168 128ZM73 131V130H72ZM117 131V130H116ZM120 131V130H119ZM143 131H145V130H143ZM156 131V130H155ZM169 131V132H170ZM181 131V130H180ZM4 132V131H3ZM23 132H25V131H23ZM33 132V131H32ZM91 132H93V131H91ZM106 132V131H105ZM104 132V133H105ZM108 132V131H107ZM106 132V133H107ZM111 132V130L108 132V133H110ZM166 132V131H165ZM21 133V132H20ZM29 133V132H28ZM119 133H121V132H119ZM119 133L117 132V134L119 135ZM147 133V132H146ZM149 133V132H148ZM167 133H168V131H167ZM167 133H165L164 134V132H163V137L162 138H164V140H165V136L164 135H166ZM13 134H16V133H13ZM27 134V133H26ZM32 134V133H31ZM59 134V133H58ZM63 134H61V135H63ZM111 134V133H110ZM155 134H156V132H155ZM169 134V133H168ZM172 135H173V133H171ZM186 134V133H185ZM20 135V134H19ZM44 135H42V136H44ZM60 135V134H59ZM90 135H91V133H90ZM107 135V134H106ZM112 135V134H111ZM118 135H116L117 136V138H122L123 139V135H120L121 137H119ZM134 135V136H135ZM159 135V134H158ZM172 135H170V137H173ZM23 136V135H22ZM46 136V135H45ZM44 136V137H45ZM64 136V135H63ZM103 138H104V136H105V134L104 135H101ZM125 136V135H124ZM134 136H133V138H134ZM136 136H138V135H136ZM6 137H8V136H6ZM10 137V136H9ZM8 137V138H9ZM12 137V136H11ZM21 137V136H20ZM59 137V136H58ZM57 137V138H58ZM106 137V136H105ZM109 137V136H108ZM146 137V136H145ZM168 136L166 135V138H167ZM169 137V138H170ZM13 138V137H12ZM12 138H9L10 140L12 139ZM17 138V137H16ZM42 138V137H41ZM41 138H39L38 140L40 141V139ZM62 138V137H61ZM60 138V139H61ZM126 138V136L124 137V139ZM133 138H132V140H133ZM159 138V136L156 138L157 140V143H159L160 141H158V140H160V138ZM162 138H161V140H162ZM168 138V139H169ZM174 138V137H173ZM3 139H5V137L3 138ZM15 139V138H14ZM23 139V137L22 138H20L18 141V143H19V145H20V143H21V140ZM114 139V138H113ZM119 139H117V140H119ZM123 139V140H124ZM127 139V138H126ZM125 139V140H126ZM128 139H130V138H128ZM9 140V141H10ZM13 140V139H12ZM37 140V139H36ZM37 140V141H38ZM105 140V139H104ZM107 140H109V138H107ZM107 140H105L106 141V144H107ZM121 140V139H120ZM124 140V141H125ZM131 140V139H130ZM129 140V141H130ZM146 140V139H145ZM152 140V139H151ZM170 140V139H169ZM14 141V140H13ZM33 141H35V140H33ZM33 141H32V143H33ZM42 141H44V140H42ZM41 141V142H42ZM60 141V140H59ZM63 141V140H62ZM65 141V140H64ZM93 141V140H92ZM110 142H111V140H109ZM108 141V142H109ZM128 141V140H127ZM166 141V140H165ZM28 142V141H27ZM30 142V141H29ZM36 142V141H35ZM41 142H36V143H38L37 145H39V143L41 144ZM48 142V141H47ZM46 142V145H48L49 144V142L47 143ZM77 142V141H76ZM120 142H123V141H120ZM119 141H118V143H117V141L116 140H114L113 141V143L114 144H116L117 143V147L118 146H120L122 143H120ZM133 142V141H132ZM131 142V143H132ZM5 145H4V147L6 146V143H9V142H7L6 140H5ZM13 143V142H12ZM12 143H9V144H11L12 145ZM24 143V142H23ZM43 143V142H42ZM57 143V142H56ZM120 143V144H119ZM145 143V142H144ZM8 144V145H9ZM15 144H16V142H15ZM61 144V143H60ZM105 144V143H104ZM105 144V145H106ZM136 144V143H135ZM153 144V143H152ZM164 144V143H163ZM17 145L18 146V149L19 148H21L22 146H24V145ZM28 145V144H27ZM31 146H32V144H30ZM30 145H29V147H30ZM34 145V144H33ZM84 145V144H83ZM85 145H87V144H85ZM101 145H103V143L101 144ZM139 145V144H138ZM145 145V144H144ZM1 146V145H0ZM26 146V145H25ZM36 145H34V147H35ZM40 146V145H39ZM49 146V145H48ZM48 146H46V147H48ZM67 146V145H66ZM124 146V145H123ZM152 146V145H151ZM154 146V145H153ZM174 146V145H173ZM177 146V145H176ZM4 147H2L3 148V151L5 152V153H3V151H2V157H4V155L5 154H9L8 152L10 151H6V150H8L9 148H10V145H9V148H4ZM8 147V146H7ZM28 147V146H27ZM26 147V148H27ZM33 146H32V148H34ZM37 147V146H36ZM41 147V146H40ZM51 147V146H50ZM48 147V148H46L45 149V151L47 152V151H49L50 149H52L53 147ZM69 147V146H68ZM115 147H116V145H115ZM14 148H15V145H14ZM25 148V147H24ZM44 148V147H43ZM67 148V147H66ZM120 148H121V146H120ZM172 148V147H171ZM1 149V148H0ZM22 149V148H21ZM21 149H20V151H21ZM27 149H30V148H27ZM36 148H34V150H35ZM145 149L146 148H140V151H138V152H141L142 154H143V152L145 151ZM167 149V148H166ZM26 150V149H25ZM32 150V149H31ZM117 150H120V149H117ZM123 150V149H122ZM151 150H153V149H151ZM168 150V149H167ZM14 151H15V149H14ZM20 151H18L19 153H21ZM23 151V150H22ZM39 151H41L40 149H39ZM42 151H43V149H42ZM52 151H53V149H52ZM91 151V150H90ZM89 151V152H90ZM94 151V150H93ZM154 151H156V153L157 152H159L160 151V149H156L155 148V150ZM235 151H237V153H236V155H234V152ZM1 152V151H0ZM11 152L12 153H14L13 152V150L11 149ZM15 152H17V151H15ZM24 152V151H23ZM28 152V151H27ZM55 152V151H54ZM53 152V153H54ZM75 152V151H74ZM88 152V153H89ZM138 152L137 153H131V154H129V156L130 157H134V159H133V161H135V159L136 158H138L139 159V157L140 156H142L141 154H140V156L138 157ZM147 153H148V150L146 151ZM145 152V153H146ZM12 153H10L11 155H12ZM62 153V152H61ZM61 153H59V154H61ZM73 153V152H72ZM147 153H146V155H147ZM151 153V152H150ZM181 153V155L180 156H178L179 154ZM23 153H21V155H22ZM26 154L27 153H25L24 152V155L26 156ZM42 154H44L43 152H42ZM58 154V153H57ZM59 154H58V157H59ZM62 154H64V153H62ZM61 154V156H63ZM92 154V153H91ZM158 154V153H157ZM1 155V154H0ZM10 155V156H11ZM17 155V154H16ZM15 155V156H16ZM49 155V154H48ZM90 155V154H89ZM100 155V154H99ZM98 155V156H99ZM144 155V154H143ZM146 155H144V157L146 156ZM13 156V155H12ZM14 156V157H15ZM25 156H23V158L22 159H24L25 158ZM41 156V155H40ZM50 156V155H49ZM51 156H53V154L51 155ZM55 156V155H54ZM53 156V157H54ZM128 156V155H127ZM126 156V158L128 159V157ZM150 156V155H149ZM156 155H154V157H155ZM158 157L160 156L159 154L157 155ZM12 158V157H9V155L8 156H6L5 155V159H4V161L6 160V158ZM17 157H19V154L17 155ZM52 157V158H53ZM57 157V158H58ZM88 157H90V156H88ZM87 157V158H88ZM97 157V156H96ZM144 157H142L141 158V161H143L144 159ZM152 157H153V155H152ZM151 157V158H152ZM157 157V158H158ZM162 157V156H161ZM26 158H28L27 156H26ZM47 159H48V157H46ZM45 158V159H46ZM60 158V157H59ZM58 158V159H59ZM125 158V159H126ZM150 158V159H151ZM156 158V159H157ZM160 158V157H159ZM164 158V157H163ZM14 159H16V157L14 158ZM19 159V158H18ZM45 159H43L44 161L43 162H45L46 160ZM50 159H51V157H50ZM57 159V160H58ZM124 159V158H123ZM143 159V160H142ZM147 159V158H146ZM26 160H28V159H26ZM25 160V161H26ZM38 160V157L35 159V163H36V161ZM60 161H62L61 159H59ZM65 159H63V161H64ZM99 160V159H98ZM115 160V159H114ZM10 161H11V159H10ZM22 161H24V160H18L17 162H18V165L19 166H24L23 165V163H22ZM52 162H53V160H51ZM56 161V160H55ZM66 162H68L67 160H65ZM89 161H91V160H89ZM89 161H86V162H89ZM126 160H124V162H125ZM132 161V162H133ZM155 161H158V159L157 160H155ZM190 161H191V163H190ZM1 162H2V160H1ZM49 164L51 163L50 161H47ZM65 162V163H66ZM70 162V161H69ZM116 162H117V160H116ZM122 163H123V161H121ZM153 162H154V160L153 161H151L150 160V163L151 164H153ZM165 162V161H164ZM174 162V163H173ZM190 164H189V163ZM29 164H30V162H28ZM71 163V162H70ZM99 163V162H98ZM115 163V161H113V164ZM135 164L137 163V162H134ZM16 164V163H15ZM24 164H26V163H24ZM41 164V163H40ZM39 164V165H40ZM47 164V163H46ZM64 164V163H63ZM67 164V163H66ZM82 164H83V162H82ZM89 164V163H88ZM110 164V163H109ZM143 165H142V167L144 166V164L145 163H142ZM151 164H149V165H151ZM160 164V163H159ZM9 166H10V170H12L11 168V165H13V164H8ZM38 165V166H39ZM44 165H45V163H44ZM44 165H41L42 167V169L44 170V168L46 169L47 168V170H48V166H50V168H52L51 166H53V164H51V165H48V166H46L45 165V167H43ZM72 165V164H71ZM99 165V164H98ZM117 165V163H115V165L114 166H116ZM119 165V164H118ZM141 165V164H140ZM164 164H162V166H163ZM64 166V165H63ZM113 166V167H114ZM155 166V165H154ZM156 166H157V164H156ZM165 166V167H166ZM174 166V167H175ZM1 167H2V165H1ZM6 167V166H5ZM22 167H20V168H22ZM29 166H27V168H28ZM60 167H61V164H60ZM59 167V169L58 170H56V172L58 171H60L62 168H60ZM70 167V166H69ZM97 167H99V166H97ZM109 167V166H108ZM121 167V168H120ZM122 167H123V164H122V166L120 165L119 166V168H116L115 169V167H114V169L115 170H113L112 168H111V166H110V168H111V170H110V172H108V175H106L105 176V174L103 175L104 177H105V181L107 180V181H109L110 180V182L109 183H111L112 182V184L115 186V185H117V184H120L119 182L117 183V180H118V176H120V174H119V172H120V170L122 169ZM136 167V165L133 167V169ZM151 167V166H150ZM149 167V169H150V171L148 170V172L151 174L152 172H153V169H151ZM189 167H191L192 169L190 170L191 172H193L194 171V175L192 176H190V175H188L187 174V172H186V168L188 169ZM7 168V170H8V167H6ZM14 168V167H13ZM38 168V167H37ZM41 168L39 169L40 171H41ZM54 168V167H53ZM64 168H67V166L66 167H64ZM167 168H164V169H166L167 170V172H168V169ZM172 168V167H171ZM4 169V168H3ZM29 169V168H28ZM31 169H33L34 170V168H30V170ZM106 169V168H105ZM130 169V168H129ZM132 169V170H133ZM143 169V168H142ZM144 169H146V167L144 168ZM170 169V168H169ZM1 170V169H0ZM5 170V169H4ZM10 170H8V172L9 173H7V171H6V176H8V174H10L11 175V173L10 172H12L13 174L11 175V176H15V174H14V172H13V170L12 171H10ZM49 170H51V169H49ZM55 170V169H54ZM53 170V171H54ZM78 170H82V169H78ZM88 170H90V169H88ZM160 170V169H159ZM172 170H173V168H172ZM189 170H187V171H189ZM4 171V172H5ZM19 171V172H18ZM25 170H22V172H23V175H20L21 174V172H20V170H19V168L17 169L16 168V172H18V173H20V174H18V175H20V176H25L24 175V173H26V172H24ZM109 171V170H108ZM142 171V170H141ZM145 171H147V170H145ZM180 171V172H181ZM3 171H2V173L0 174V175H2L3 176V178H4V175H3V173H4ZM38 172V171H37ZM45 172H48V171H45ZM89 172V171H88ZM140 172V171H139ZM148 172H145L146 174H148ZM158 172L159 171H157V174H158ZM163 172H165V173H167L166 171H164L163 169H162V173ZM175 172V171H174ZM173 171H172V174L174 173ZM191 172H189L190 174H192ZM41 173V175L43 176V174H42V172H40ZM39 173V174H40ZM85 173V172H84ZM121 173V172H120ZM156 173V172H155ZM169 173L171 174V172L169 171ZM169 173H167L168 174V177H170V179L172 178L171 176H172V174L170 175ZM177 173V172H176ZM119 174V175H118ZM167 174H161L160 173V175H163V176H161V177H159L160 179L163 177H165L164 175H166V177H167ZM9 175V176H10ZM45 175L46 174H44V177H45ZM143 175H144V173H143ZM160 175H157V176H160ZM2 176H1V178H2ZM6 176H5V179H6ZM10 176V177H11ZM14 176L12 177L13 179H14ZM20 176H19V178H20ZM67 176H69V175H67ZM128 176V175H127ZM137 176V175H136ZM141 176V175H140ZM148 176H150L149 174H148ZM178 176V175H177ZM39 177V176H38ZM61 177H63V176H61ZM66 177V176H65ZM124 177V176H123ZM137 177H139V176H137ZM146 178H147V176H145ZM151 177V176H150ZM167 177V178H168ZM12 178H9L8 180H12ZM16 179L18 178V177H15ZM46 178V177H45ZM56 178V177H55ZM67 178V177H66ZM65 178V180H67ZM77 178V177H76ZM120 178V177H119ZM125 178V177H124ZM127 178V177H126ZM162 178V179H163ZM167 178H165L164 179V181H169V178H168V180H167ZM20 179H23V178H20ZM41 179V178H40ZM62 179V178H61ZM144 179V178H143ZM156 179V178H155ZM158 179V178H157ZM8 180H5V181H8ZM33 180V179H32ZM36 180V179H35ZM43 180H45L44 178H43ZM60 180V179H59ZM65 180H64V183H65ZM131 180V179H130ZM142 180V179H141ZM153 180V182L155 181L154 180V178H151V179H148L147 178V180L145 181L146 183H147V186H150L149 184H148V182H150V181H152ZM69 181V180H68ZM104 181V180H103ZM124 181H125V179H124ZM129 181V180H128ZM157 181H160L159 179L157 180ZM176 181V180H175ZM8 182H10V181H8ZM7 182V183H8ZM13 180H12V184H13ZM22 182V181H21ZM25 182V181H24ZM70 182V181H69ZM126 182H127V179H126ZM156 182V181H155ZM169 182H171V181H169ZM4 183V182H3ZM2 183V184H3ZM6 183V184H7ZM11 183V182H10ZM16 183V182H15ZM15 183H14V185H15ZM33 183V182H32ZM36 183V182H35ZM66 183H67V181H66ZM65 183V184H66ZM145 183V184H146ZM158 183H160V182H158ZM6 184H4V185H6ZM21 184V183H20ZM61 184V183H60ZM59 184V185H60ZM102 184H104V183H102ZM111 184V185H112ZM155 184V183H154ZM175 184V183H174ZM7 185H9V183L7 184ZM7 185H6V188H7ZM25 185V184H24ZM72 185H73V183H72ZM75 185H77L76 183H75ZM171 185V184H170ZM13 186V185H12ZM19 186V185H18ZM40 186V185H39ZM55 186H58L57 184L55 185ZM69 186V187H68ZM88 186V185H87ZM86 186V187H87ZM103 186V185H102ZM101 186V187H102ZM119 186V185H118ZM146 186V187H147ZM21 187V186H20ZM73 187V186H72ZM76 187V186H75ZM78 187V186H77ZM86 187H84V185H83V191L85 192V190H86ZM100 187V188H101ZM111 187H113V186H111ZM120 187H121V185H120ZM8 188H10V187H8ZM12 188V187H11ZM15 188V187H14ZM23 188V187H22ZM21 188V189H22ZM61 188H63V191H66V192H75V191H73V189H75L76 190V188H71V185H63V186H61ZM119 188V187H118ZM117 188V189H118ZM149 188V187H148ZM147 188V189H148ZM150 188H151V186H150ZM149 188V189H150ZM18 189H20V188H18ZM20 189V191H22ZM60 189V188H59ZM82 189H81V191L80 190H78V193H79V191L80 192H82ZM95 189V188H94ZM178 189V190H179ZM7 190V189H6ZM9 190V189H8ZM54 190V189H53ZM62 190V189H61ZM177 190V191H178ZM56 191V190H55ZM77 191V190H76ZM95 191V190H94ZM148 191V190H147ZM7 192V191H6ZM38 192V191H37ZM62 192V191H61ZM104 192H105V190H104ZM116 192H117V190H116ZM136 192H138V191H136ZM3 193V192H2ZM113 193V192H112ZM6 194V193H5ZM22 194V193H21ZM67 194V193H66ZM76 194H77V192H76ZM85 194V193H84ZM82 195V196H85V195ZM105 194H107V192L105 193ZM114 194V193H113ZM137 194V193H136ZM4 195V194H3ZM16 195V194H15ZM60 195V194H59ZM61 195H63L62 193H61ZM81 195V193H79V196ZM116 195V194H115ZM138 195H139V193H138ZM138 195H136V196H138ZM157 195V194H156ZM14 196V195H13ZM12 196V197H13ZM65 196V195H64ZM78 196V197H79ZM135 196V197H136ZM179 196H180V194H179ZM18 197V196H17ZM16 197V198H17ZM29 197H33V196H29ZM28 197V198H29ZM37 197V196H36ZM59 197V196H58ZM58 197H57V199H58ZM61 197V196H60ZM59 197V198H60ZM66 197V196H65ZM68 197V196H67ZM72 197V196H71ZM141 197V196H140ZM182 197V196H181ZM180 197V198H181ZM6 198H8V197H6ZM19 198V197H18ZM38 198V197H37ZM56 198V197H55ZM83 198V197H82ZM81 198V199H82ZM153 198V197H152ZM152 198H148L147 197V199L145 200V201H147L148 202V204H151V202H152ZM189 198V197H188ZM31 199L32 198H30L29 200L31 201ZM35 198H33L32 200H34ZM52 199V198H51ZM77 199V198H76ZM79 200H80V198H78ZM77 199V200H78ZM15 200V198L13 199V201ZM36 200V199H35ZM34 200V202H36ZM59 200V199H58ZM67 200H68V198H67ZM89 200V199H88ZM135 200H136V198H135ZM137 200H141L140 198L138 199L137 198ZM16 201V200H15ZM22 201H23V199H22ZM30 201H28V203L30 204ZM39 201V200H38ZM43 201H45V199L43 200ZM42 201V202H43ZM49 201H50V199H49ZM52 201V200H51ZM62 200H60V202H61ZM16 202H18V201H16ZM64 202V201H63ZM63 202H62V206H64V204H63ZM79 202H81V201H79ZM90 202V201H89ZM134 202V201H133ZM19 203V202H18ZM17 203V204H18ZM51 203V202H50ZM54 203V202H53ZM56 203H57V200H56ZM56 203H55V206H56ZM72 203H74V202H72ZM132 203V202H131ZM190 203V202H189ZM23 204H24V201H23ZM37 204V203H36ZM61 204V203H60ZM59 204V205H60ZM129 204V203H128ZM127 204V205H128ZM139 204V203H138ZM192 204H190V205H192ZM0 205H2V204H0ZM31 205H32V201H31ZM34 205V204H33ZM70 205V204H69ZM88 205V204H87ZM195 205V204H194ZM11 207L10 208H12V210L14 209V206H12V205H10ZM17 206V205H16ZM35 206V205H34ZM34 206H32V207H34ZM51 206V205H50ZM60 207V209H62V208H64V207ZM67 206V205H66ZM66 206H65V209H66ZM89 206V205H88ZM141 206V205H140ZM2 207V206H1ZM5 207H7V205L5 206ZM4 207V208H5ZM42 207H43V205H42ZM3 208V207H2ZM8 208V207H7ZM9 208V209H10ZM37 208V207H36ZM53 208H55V207H53ZM59 208V207H58ZM57 208V209H58ZM129 208H131V207H129ZM138 208V207H137ZM6 209V208H5ZM8 209V210H9ZM33 209H35V208H33ZM52 209V208H51ZM1 210V209H0ZM3 210V209H2ZM11 210V211H12ZM62 210H64V209H62ZM78 210V209H77ZM4 211V210H3ZM14 211V214L16 213V212H20L21 210H18V211H16L15 212V210H13ZM12 211V212H13ZM48 211V210H47ZM47 211H46V213H45V215H43L44 217L46 216V215H48L49 213H50V211L47 213ZM146 211V210H145ZM185 211V210H184ZM40 212V211H39ZM44 212V211H43ZM63 212V211H62ZM85 212V211H84ZM83 212V213H84ZM180 212V211H179ZM188 212V213H189ZM9 213H11V212H9ZM21 213V212H20ZM20 213H16V215L17 216H14V217H16L15 219H18L17 217H18V214H20ZM29 213V212H28ZM36 213V212H35ZM53 213V212H52ZM82 213V212H81ZM187 213V214H188ZM3 214V213H2ZM13 214V213H12ZM51 214V213H50ZM176 214V213H175ZM182 214L183 213H181V214H179L180 216H182ZM187 214H186V216H187ZM7 214H5V216H6ZM9 215V217L11 218H9L10 219V221L12 220H15V219H12V218H14V217H12L10 214H8ZM7 215V216H8ZM23 215H25L26 216V214H23ZM34 215V214H33ZM61 215V214H60ZM70 215V214H69ZM72 215V214H71ZM129 215V214H128ZM22 216V215H21ZM24 216V217H25ZM35 216V215H34ZM40 216V215H39ZM176 216H177V214H176ZM1 217V216H0ZM36 217H38L37 215H36ZM68 217H70V216H68ZM2 218H4V215H3V217ZM29 218H30V216H29ZM43 218V217H42ZM41 218V219H42ZM8 219V220H9ZM23 219V218H22ZM21 218H20V225L22 226L23 225V222H21V220H22ZM33 219H34V217H33ZM33 219H29V220H33ZM45 219L48 221V217H45ZM75 220H76V218H74ZM74 219H72V220H74ZM178 219V218H177ZM24 220V219H23ZM25 220H26V218H25ZM24 220V221H25ZM29 220H28V222H29ZM74 220V221H75ZM142 220H143V218H142ZM183 220H185V217H184V219ZM1 222H2V220H0ZM11 221V222H12ZM57 220H55V222H56ZM62 221V220H61ZM5 222H6V219H5ZM26 222H27V220H26ZM26 222H25V224H26ZM28 222H27V224H28ZM82 222V221H81ZM184 222V221H183ZM10 222H8V224H9ZM14 223H16V224H14L15 225V227L17 226V222H14ZM22 223V224H21ZM30 224H29V231H30V234H29V237L27 238V236L25 237V238H27V239H24V241H23V243H22V249H21V251H20V253H18V258H17V263H15L14 262V260H12V259H10L9 257V259L8 260H6V261H4L2 264H12V263H14V264H26V263H28V262H31V264L33 263H36L38 260L39 261H41L40 260V258L42 259V257L43 256H47V255H49L50 253H51V251H55L56 250V248H57V250H59L58 248H60V245L59 244H57V242H56V236L58 235V237H60V238H67L68 236H69V233H70V231H69V229H63V228H57L56 226V228H57V231H56V229L54 228V227H51V228H49L48 226V224L47 223H41L40 222V224L37 222V221H30L29 222ZM60 223V222H59ZM63 223V222H62ZM144 223V222H143ZM19 224V223H18ZM26 224V226H28ZM61 224V223H60ZM63 224H65V223H63ZM72 224H73V221H72ZM185 224V228L184 229H186L187 227H186V225H188V224H186V223H184ZM1 225H2V223H1ZM43 225V226H42ZM48 225V226H47ZM62 225V224H61ZM67 225V224H66ZM77 225V224H76ZM5 225H4V220H3V226L2 227H4ZM9 226H12V225H8L7 227H9ZM19 226V225H18ZM21 226H19L20 227V230L22 229L21 228ZM24 226V225H23ZM22 226V227H23ZM7 227H5V230H6V228ZM14 226L12 227V228H15ZM76 227V226H75ZM119 227V226H118ZM175 227V226H174ZM184 227V226H183ZM91 228H94V227H91ZM10 229H11V227H10ZM18 228H15V230H13V231H15V232H17L18 230H17ZM24 229V228H23ZM28 229V228H27ZM125 229H128L127 227L126 228H123V232L125 233V232H127L128 230H125ZM130 229V228H129ZM162 229H163V227H159L158 229H156L157 230V232H161L162 231ZM4 230V229H3ZM7 230H9L8 228H7ZM19 230V231H20ZM75 230H76V228H75ZM85 230H86V228H85ZM77 231H79V229L77 230ZM184 231V230H183ZM8 232V231H7ZM10 232V231H9ZM25 232V234H22V232H18V234L19 235H17V233H16V238H12V241H14L13 239H17V240H20L18 237L19 236H25L26 235V231H24ZM23 232V233H24ZM59 232H61V233H59ZM157 232H152L149 236V239H151L153 236H155L156 234H157ZM6 232H4V238H5V234ZM29 233V232H28ZM121 233V232H120ZM137 233V232H136ZM10 234V233H9ZM12 234H13V237L15 236L14 235V232H12ZM187 234V233H186ZM91 235V234H90ZM123 235V234H122ZM120 236V237H123V236ZM136 235V234H135ZM10 236H11V234H10ZM73 236V235H72ZM94 236V235H93ZM2 237V238H3ZM7 238L9 237V235H7L6 236ZM1 238V237H0ZM3 238V239H4ZM75 238H76V236H75ZM79 238V237H78ZM131 238H133V237H131ZM134 238H136V237H134ZM134 238L132 239L133 240V242H134ZM6 239V238H5ZM9 239V238H8ZM59 239V238H58ZM80 239H82V238H80ZM79 239V240H80ZM92 239V238H91ZM90 239V240H91ZM215 239V240H214ZM7 240V239H6ZM17 240H15V241H17ZM87 240V239H86ZM92 240H94V239H92ZM131 240V241H132ZM136 240V239H135ZM195 240V241H196ZM58 241V240H57ZM196 241V242H197ZM214 241V242H213ZM84 242V241H83ZM88 242V241H87ZM86 242V243H87ZM7 243V242H6ZM13 243V242H12ZM16 243H18V241L16 242ZM15 243V244H16ZM20 243V244H21ZM90 243V242H89ZM91 243H93V242H91ZM98 243V242H97ZM132 243V242H131ZM191 243V242H190ZM194 243V242H193ZM15 244H12L13 245V247H15ZM129 244V243H128ZM126 245L125 247L127 248L129 245ZM134 244V243H133ZM189 244V243H188ZM192 244V243H191ZM8 245V244H7ZM12 245H11V247H12ZM59 245V246H58ZM82 245V244H81ZM84 245V244H83ZM82 245V246H83ZM88 245V244H87ZM204 245H205V243H204ZM9 246V245H8ZM71 246V245H70ZM102 246V245H101ZM192 246V245H191ZM216 246V247H215ZM1 247V246H0ZM4 247H6L5 245H4ZM11 247L10 248H8V250L9 249H11ZM19 247V246H18ZM88 247H89V245H88ZM91 247V246H90ZM95 247V246H94ZM93 247V248H94ZM144 247V246H143ZM193 247H194V245H193ZM197 247V246H196ZM101 247H99V249H100ZM103 248V247H102ZM153 248H155V247H153ZM190 248V247H189ZM213 248V249H214ZM7 249V248H6ZM13 249V248H12ZM84 249V248H83ZM144 249V248H143ZM194 249V248H193ZM209 249L207 250V248H206V250L207 251H209ZM1 251H3L2 250V248L0 249ZM20 250V249H19ZM65 250V249H64ZM85 250L86 249H84V252H85ZM101 250V249H100ZM149 250V249H148ZM174 250V249H173ZM187 250V249H186ZM205 250V251H206ZM0 251V252H1ZM60 251V250H59ZM59 251H57L58 253H59ZM61 251H62V249H61ZM61 251H60V253H61ZM66 251V250H65ZM65 251H64V253H65ZM79 251H80V249H79ZM87 251H89V252H92L90 255H93V251L91 250V249H87ZM94 251H95V249H94ZM146 251V250H145ZM211 251H212V249H211ZM10 252V251H9ZM70 252V251H69ZM83 251H82V253H80V254H83L84 253ZM102 252V251H101ZM131 255H130V258L127 260V261H125L124 263H127V264H133L134 262H133V260H135L136 258H138L139 259V262H140V259L142 258V260H143V256H142V254H141V252H142V250L141 249H134V251H132L131 250ZM168 252V251H167ZM173 252V251H172ZM212 252H214V250L212 251ZM4 253V255L7 253V250H6V252H3ZM54 253V252H53ZM57 253V254H58ZM67 253V252H66ZM65 253V254H66ZM75 253H77V251L75 252ZM86 253V252H85ZM96 253V252H95ZM95 253H94V255H95ZM105 253V252H104ZM196 253V252H195ZM8 254V253H7ZM7 254H6V256H7ZM11 254H13V253H11ZM17 254V253H16ZM45 254H47V255H45ZM56 254V255H57ZM70 254V253H69ZM87 254V253H86ZM85 254V255H86ZM97 254V253H96ZM166 254V253H165ZM209 254H210V252H209ZM218 254V253H217ZM0 255H1V253H0ZM3 255V254H2ZM2 255H1V257H2ZM53 255V254H52ZM68 255V254H67ZM93 255V256H94ZM189 255V254H188ZM214 255V254H213ZM55 256V255H54ZM84 256V255H83ZM97 257H98V255H96ZM105 256V255H104ZM103 256V257H104ZM142 256V257H141ZM0 257V258H1ZM36 258V259H34L35 261H33V260H31L30 258ZM52 257V256H51ZM57 257V256H56ZM86 257V256H85ZM140 257V258H139ZM195 257H197V256H195L194 255V259H195ZM218 257V256H217ZM4 258H6V257H4ZM44 258V257H43ZM58 258V257H57ZM71 258H73V257H71ZM89 258V257H88ZM98 258H100V257H98ZM108 258V257H107ZM164 256H162V254L161 255H158L157 257H155L154 258V260L157 262L158 260H164ZM211 258H212V256H211ZM53 259V258H52ZM67 259V258H66ZM76 259V258H75ZM102 259H104V258H102ZM144 259H146V258H144ZM176 259V258H175ZM196 259H198V258H196ZM213 259V258H212ZM45 260V259H44ZM43 260V261H44ZM55 260V259H54ZM78 260V259H77ZM104 260H106V259H104ZM108 260V259H107ZM141 260V261H142ZM210 260V259H209ZM217 260H218V258H217ZM89 261L90 262H93L92 260H88V261H85L84 260V262H85V264H95V262L94 263H89ZM100 261H102L101 259H100ZM99 260H98V262H100ZM114 261V260H113ZM145 261V260H144ZM175 261V260H174ZM214 261H216V260H214ZM1 262V261H0ZM78 262V261H77ZM81 262V261H80ZM137 262V261H136ZM139 262H137L138 264H139ZM167 262V261H166ZM166 262L165 263H163V264H166ZM207 262V261H206ZM209 262V261H208ZM210 262H211V260H210ZM213 262V261H212ZM211 262V263H212ZM52 263V262H51ZM58 263V262H57ZM161 263H162V261H161ZM70 264V263H69ZM76 264V263H75ZM78 264V263H77ZM84 264V263H83ZM135 264V263H134ZM201 264H203V263H201ZM207 264V263H206ZM212 264H215V263H212ZM218 264H219V262H218Z\"/></svg>",
	"mask_w": 264,
	"mask_h": 264
}]
</instances>
